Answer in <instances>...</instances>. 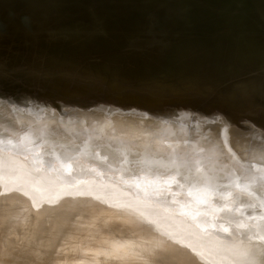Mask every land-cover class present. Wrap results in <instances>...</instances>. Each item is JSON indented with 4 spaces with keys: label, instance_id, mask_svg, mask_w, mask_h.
I'll return each mask as SVG.
<instances>
[{
    "label": "bare ground",
    "instance_id": "1",
    "mask_svg": "<svg viewBox=\"0 0 264 264\" xmlns=\"http://www.w3.org/2000/svg\"><path fill=\"white\" fill-rule=\"evenodd\" d=\"M77 1V0H76ZM136 1H138V0H136ZM140 1V0H139ZM218 1H221V0H218ZM227 1V0H226ZM231 1V0H230ZM249 1V0H248ZM253 1V2H252ZM252 1H250V2H252V3H254V1L255 0H252ZM258 1V0H257ZM69 2H71V1H69ZM178 1H176V3H177ZM193 3H195L194 1H192ZM216 2H217V0H216ZM223 2V1H222ZM232 2V3H231ZM231 2H229V0H228V2L226 3L225 1H224V5H222V4H218L217 3V6L218 5H221L222 6V8H219V11L220 12H217L218 11V9H217V11H216V13L218 14L217 16H216V18H215V20H216V22H217V20H219V22H218V24L220 25V22L222 23L221 25H223L222 26V28H221V26L220 27H218V25L215 23V24H213L214 22H215V20H214V22H211V24H212V27L214 28V29H212L211 30V32L210 33H213V31L214 30H216L217 31V29L219 28V29H224L225 28V30H224V32H226V28L229 26V23H230V21L232 20L231 18H229L230 19V21L228 22V24L226 23V17H222L224 14V12H225V15H228V14H226V11H223L222 9H223V7H224V10L225 9H229V7H230V5H233V7L231 8V10L229 9V11L230 12H232L233 11V8H234V6L236 5V3H240V0H232ZM246 2V5H247V7H248V5H250V4H248L247 3V1H245ZM256 2V1H255ZM259 2V1H258ZM260 2H261V0H260ZM263 3H264V1H262ZM100 3H103L101 0H100ZM214 3H215V0H214ZM214 3H213V1H212V7H213V5H214ZM231 3V4H230ZM63 4V3H62ZM67 4H69L68 3V1H67ZM67 4H63V5H65L64 7L65 8H67L66 6H68ZM72 4V3H71ZM137 4H139V3H137ZM179 5H177L176 4V8H180V9H182V7H179V6H181L182 5V3H181V5H180V3H178ZM192 4V3H191ZM196 4V3H195ZM200 4V3H199ZM216 4V3H215ZM243 4H244V0H243ZM197 5H198V3H197ZM241 5V4H240ZM240 5H236V7L237 6H240ZM245 5V4H244ZM252 5V4H251ZM253 5H255V4H253ZM257 5V4H256ZM255 5V6H256ZM259 5V4H258ZM72 6V5H71ZM70 6V7H71ZM183 6V5H182ZM189 6L190 5H188L187 6V8L189 9ZM200 6H201V4H200ZM216 5H215V10H216V7H217ZM221 6H219V7H221ZM70 7L68 6V8L70 9ZM197 7V6H196ZM203 7V6H202ZM246 7V8H247ZM255 8L254 6H249V8ZM194 8V7H193ZM193 8H191V10L193 9ZM197 8H199V7H197ZM197 8H195V9H197ZM204 8V7H203ZM203 8L201 9V8H199V9H201V12H200V10L198 9V10H196L195 12L198 14V12L197 11H199V13L201 14V13H203ZM214 8V7H213ZM212 8V9H213ZM218 8V7H217ZM240 9H241V7H239ZM242 8H243V6H242ZM260 8H264V6L262 7H260ZM10 9H12V8H10ZM69 9H67V11L69 10ZM118 9H120V8H116V10H118ZM121 9H122V7H121ZM120 9V11L122 12V10ZM126 9V8H125ZM125 9H124V12L122 13L123 14V16H125L126 14H124L125 13ZM140 8H138V10H139ZM180 9H177L178 11L177 12H179L180 11ZM184 9V8H183ZM188 9H184V11L185 12H180L178 15H177V12H176V16H175V18L178 16V17H182V16H184L183 18H181V19H183V21L185 20V16L187 15L186 13L187 12H189L190 11V14L192 13L191 12V10L189 9V11H188ZM194 9V10H195ZM205 9V8H204ZM235 9V11H236V9L237 8H234ZM257 9V12H258V8H256ZM262 9H259V10H262ZM8 10V9H7ZM61 10H64L63 8L61 9ZM209 10V9H208ZM215 10L213 11V13L215 12ZM241 10H247V9H245V7L243 8V9H241ZM255 10V9H254ZM9 11V13H10V10H8ZM8 11H6L7 13H8ZM12 11H14V9H12ZM11 11V12H12ZM119 11V10H118ZM136 11H137V9H136ZM140 11V10H139ZM182 11V10H181ZM187 11V12H186ZM240 11V10H239ZM249 11V10H248ZM252 11V10H251ZM251 11H249V13L251 12ZM65 12V11H64ZM63 12V13H64ZM112 12H114V11H112ZM116 12V11H115ZM194 12V11H193ZM206 12H208V11H206ZM211 12V11H210ZM234 12V11H233ZM237 12H238V9H237ZM253 12V11H252ZM252 12L250 13V16H249V13H248V15L247 16H249V18L251 17L252 18ZM83 13H85V12H83ZM117 13V12H116ZM181 13H183V14H186V15H182ZM195 13V14H196ZM228 13V12H227ZM239 13V12H238ZM241 14H242V11L240 12ZM244 13H245V11H244ZM254 13V12H253ZM260 13V12H259ZM261 13H263L264 14V10L261 12ZM58 14H60V13H57V17L58 16H61L62 18H63V16H66L65 14H67V13H65L64 15L63 14H61V15H58ZM118 14V13H117ZM128 14V13H127ZM135 14V13H134ZM181 14V15H180ZM189 14V13H188ZM195 14L193 13V15L195 16ZM205 14H207V13H205ZM204 14V15H205ZM222 16H221V15ZM235 14H236V12H235ZM241 14H240V16H241ZM252 14V15H251ZM257 14V13H256ZM262 14V16H264ZM54 15H56V14H54ZM53 15V16H54ZM112 15H113V13H112ZM193 15H189L190 17L191 16H193ZM203 15V14H202ZM209 15V14H208ZM208 15H206V16H208ZM221 16V18H220V16ZM245 15V14H244ZM244 15H243V17H244ZM257 15H259V19L256 21V19L258 18H256L255 19V21L257 22L256 24H253V22H254V20H251V18L249 19H247V18H243L242 16H241V18H243L242 20H244L245 19V23L243 24V26L242 25H240L239 23H241L242 21H241V18H240V16L239 17H237V19L239 20V18H240V20L239 21H241V22H237L239 25H237V28L235 27V23L233 22V21H236L235 19H233L232 20V22L235 24L234 25V27L231 25V23H230V26H232V28H235L237 31H241L240 33H238V34H240V37H238V35H237V33H236V38L234 39V40H232L233 39V37L235 36V33L234 32H232L233 30L235 31V29H232V30H230L231 32H227L228 33V35L231 37V35H233L234 34V36H232V38H231V42H230V40H229V42L230 43H227V45H226V47L223 49L222 48V44H219L218 43V51H217V53H218V56L216 55V50H217V48H215V51L213 52V54L216 56V57H214V55L211 53V51H209L210 52V54H211V56L214 58V60H213V62L208 66L207 64H206V62L204 61V57L202 56V57H199L198 58V60L197 61H194V62H186L185 64H183V67H184V70H181L182 68L180 67V71H181V73H183V72H187L188 70H193V72L191 71H189V73L187 74L186 73V75H187V77L189 78V76L191 75V73H193L191 76V80H189V79H187L186 78V75H185V73L184 74H181V76L183 77V79L182 80H180V78H179V81L180 82H177V83H175V84H167V85H163V84H165V83H162V81H164V80H166L167 79V77L166 76H170V72L173 70V69H168V70H165V71H159V72H156V75L155 76H153L152 78L153 79H155V80H151V82H149L148 80L146 81V84H148V86L145 88V89H143V90H141L142 91V94L140 95V96H138V95H136L135 97H138V99H136V98H133V99H131V101H130V99H128V100H115L114 102H116V105H114V106H119V108L117 107V108H114V106H111L112 108H114V110H116V112H114V110H113V114H114V116H116V118H114V116L111 114V116L113 117H110V118H112V119H115V121H117L116 119H119V118H121V116L122 115H125V114H127L128 116L129 115H131V116H129V117H131V119H128V118H126L125 119V121L123 122V125H119L120 126V130L119 129H112V130H110V131H107L106 133L104 132V130L103 129H101L100 127H97V129L96 130H94L95 129V125H94V127L91 125V124H93V123H95V121H96V119H98V118H96L95 117V113H96V111H95V105L93 104V106L94 107H92V106H90L91 108V110H92V108L94 109V111L92 110V114H93V116L94 117H92V114H90V113H88V112H86V111H88L89 109H87L88 107H86V109L84 110V114H82V112H81V110H82V108L79 110L80 111V113L79 112H77V113H79V115L77 114V116L78 117H80L81 115H84V117L86 118V122L84 121V118H83V121L82 120H80V125L82 124V126L84 125H86V124H83V123H87V125L89 124V122L90 121H92V120H94V122H91V124H89L90 126V129L89 130H94V131H92V134H91V132L89 133L88 131H84V130H86L87 128L86 127H88V126H85V128H82V129H80V127L79 128H77V130H78V134L76 135V133L75 134H73V132H72V134L71 133H68V132H71V131H67V128H65V127H67L69 124H71L70 126H72V127H77V126H80L79 124L77 125V123H79L78 122V120H76L75 122L73 121V120H75V119H73V117H75V116H73V115H75V114H73L72 116V118L70 117V116H66L65 118H68V120L70 119V120H72V122H74V124H72V122L69 120V123H68V120L66 121V119L63 117V116H61L60 117V115L58 116V117H60V118H64V121L65 122H67V124L64 122V121H62L63 122V125H61V129H62V127L64 126V124H65V127L63 128V130L64 129H66L65 130V133H66V135L63 133L64 131L63 130H61V132H62V135L64 134V136H62V135H60L61 134V132H60V128H57V127H59V125L56 127L55 126V128H57V129H59V132L58 131H55V132H57V133H55V132H53L52 131V129H51V126L50 127H48L49 126V124L52 122V120H51V122H48L49 120H47V125H45L46 126V128L48 127V129H45V127L43 126V130L42 131H44V129L45 130H47V131H49V130H51L55 135H57V134H59L58 136H60V137H54L56 140H54V138H53V133H51L50 131V134L48 135L47 133H49V132H47V133H45V131H44V133H45V135H46V139H45V137H41V139L36 135V133H33L34 135H36V136H34V135H32V136H34L33 138L34 139H36V137L37 138H39V140H42L43 141V139H45V140H47L48 138H50V135L52 136V138L51 139H53L54 140V142H55V144L57 143V146H59L57 149H56V151L59 149V151H60V154L61 155H63L64 153H67V154H69L68 156L69 157H72V154L74 153V155H73V157H75L76 155H77V157H78V162H79V154H77V153H79V151L77 152V150L78 149H81L82 150V148H80L81 146L83 147V150L82 151H85V152H91L92 150H89V151H86V150H88L89 149V147H88V143H86V142H90L89 140H87L89 137V135L88 134H91V135H94V136H96L97 135V137L99 136L100 137V140L98 141L101 145H98L97 146V149L94 151V148H96V146H94L95 145V143H94V145L93 144H90L91 146H90V148L92 147V149H93V151H94V153L96 152V153H98L97 152V150H98V148H99V146H101L102 147V149H104V150H102V151H104V152H108L107 150L108 149H119L120 150V148H116V147H119V146H121L122 144H120V142H118V143H116L117 141V139H119L120 137H122V136H125L128 132H129V134H130V139H128V140H126L127 141V143L125 144V146L124 147H126V146H128V147H131V146H138V148H143V149H146V150H144V151H141V154H139L135 159H130L129 157H128V155H123V158H121V160H120V162H121V164H125L127 161H128V163L130 162V166H128L127 165V163L125 164V165H127V166H125L124 165V170L123 169H119V168H122V167H118L120 164L118 163L119 161H117V163L119 164H117V163H115V164H117L118 166H116V167H118V169L116 168H114L115 167V164L113 163V161H112V159H113V156H111V159H110V156L109 155H113V154H111V151H113V153L117 156V155H120L121 153L119 152V150H118V152H114V150H112L111 149V151L109 150V154L107 153V156H109V159H110V161H106L105 162V160H103L105 157H107L105 154L106 153H104V158L102 159L103 161H104V163H109V162H111V163H113L112 165H113V167H106V168H108L107 170H110L111 168L113 169H115V170H118V171H123V173L125 172V174H123V175H127V179H123L124 177H126V176H123L122 175V171L120 172V173H117L118 171H116V173L117 174H119L120 176L122 175V178L120 177V179H119V175L117 176V174L115 175L116 177V179H119L118 181L119 182H113V180L115 179V178H112V179H110L109 177H112L111 175H113V174H111V175H108L107 174V170L105 171V169L106 168H104V166L102 167V168H104V173H102L101 174V177H99L98 175L99 174H97V176H95V177H97V178H99V179H103L104 181H105V179L107 180V178L109 179V180H107V181H105L104 183H102L103 182V180H102V182H100V180H99V182L101 183L100 185L102 186H106V187H111L110 189V191L109 192H107V193H105L106 195H104L103 194V199H101V197H98L99 195H96L97 193H89L88 191H89V189H88V191L87 190H84V189H87V188H89V187H91L93 184H91V183H88L89 181H87L86 180V182H87V185H86V188H82L83 186L85 187V179H83L84 180V182L82 183V182H80V180L78 181V186H79V184H80V186L78 187L77 185V187H76V190L80 193L79 195H77L76 193H77V191H75L74 189H73V187H75V186H73L71 183H65V184H68V187L67 186H65V188L62 186V183H63V181L61 180V179H64V176H70V173H69V171H71V169L69 170H67L68 171V173H69V175H66V174H68L67 172H65V171H63V169L65 168L64 166H67V167H70V166H68V164L66 163V164H64L65 162H68L67 160L69 159V162L68 163H77V161H74V162H72V161H70V159L71 158H68L67 157V159H66V161H65V159H64V161L65 162H60V160H58V161H56L58 164V166H56V167H58L59 168V166H61V168H62V170L61 169H57L56 167V169L60 172V174H61V172H64L65 173V175L63 176V178H61L60 179V177H62L61 175H60V177L59 178H56V177H58L57 175H56V177L55 176H53V179L52 180H54V182H55V184H57V182H58V180H55V179H59V182H58V185L59 186H61V187H63L62 189H65V191H63L62 189H61V191H62V193H64V192H66V190H68L69 191V189L72 191L73 190V193H74V195L72 196H69L72 192H66L65 194H67V198H65V194H60L59 193V191H60V187H59V190H56V191H58V192H56L55 190H54V188H55V185H54V183H52L53 184V187H52V185H51V183H50V186L49 187H51V189H53L55 192H53L49 187H47V189H45L46 188V186H48V185H46V184H49V182H48V178H49V176L52 174H55V172L53 171L54 170V168L52 169V166L51 165H55L56 164V162H54L55 161V159H56V157H55V159H54V161H53V163H50L51 165V168H49L48 167V172H49V169L51 170L52 169V172H54V173H51V172H49L48 174H47V172H46V174H45V176L46 177H44L43 175H44V173L45 172H41V170H43V169H41L40 167H45V165H42V163H40V161L38 160V162L39 163H37V167H39L40 168V174L42 175V177H40L41 175H39V178L38 177H36L37 178V180L39 181V179L40 178H45V179H41L40 181H42L41 182V184L39 183H36V185H34V183H35V181L37 182V180L36 179H33L34 180V183H32L34 186H35V188H36V186L37 185H42V183H43V180H44V182H46L45 184L43 183V187H44V189L46 190H44V189H42L43 187L42 186H40V187H42V188H39V187H37L38 189H40V190H38L37 189V192H41L42 190H44L46 193H48V196H49V194L51 193V191H52V196L53 197H51V196H49L50 198H55L54 196L58 193L59 195H62L61 197H64V199H67V200H70L69 202H68V204H66L67 202H66V200H64L65 201V206L61 203V201L60 200H62L63 198H61V199H59V201L57 202V203H61L63 206H61L62 207V209L61 210H63L62 212H61V210L59 211V213H56L57 211L56 210H59V207L55 210V207L54 206H56L57 204H56V201L55 202H53L54 201V199L52 200V199H49V197L47 196V195H44L45 194V192L44 193H40V194H43L44 195V197H47L46 199H49V201L48 200H44V197H43V199H42V196L40 195V197H41V199H42V201H48L49 202V204H48V206L49 205H51L50 203H51V201H52V203H54V204H56V205H54V206H50V207H47L48 209H49V212L51 213V211L50 210H53V209H50V208H53L54 207V210L56 211H54L56 214L55 215H60V217H62V218H60V220H59V222H58V224H59V226H57V228H55V227H52V231H53V229L55 228L56 229V232L57 231H59V232H63V230L64 231H66L65 230V226H64V224H63V221L64 220H68V219H70V218H74V225L72 226V227H74V226H76V227H74V228H77V225H75V222L77 223V224H79V226H78V228H81V230L80 229H78V230H80L81 231V233L85 230V229H83V227H82V223H84L86 220H87V222H85L84 224H86V223H88V222H90V223H93V226L95 225L94 224V222L96 223V220H97V223L98 224H102V226H99V225H97V223H96V226L95 227H97V229L94 227V229H93V226H92V224H90V223H88V224H90V226L89 225H87L86 224V229L87 228H89L90 227V229H91V226H92V231H94L95 232V230H98L99 228H98V226L100 227V229H101V227H105V225L108 227V225H109V227H111V225L112 224H117V225H119L120 227H123V228H128V229H130V230H137V229H140V231L138 232V231H136V232H134L133 233V237H135L134 236V234L135 233H139L140 235L143 233V232H141V229H143L142 231H145L144 233H146L144 236H143V234H142V236H140L141 238H139V239H134V240H132V239H129V238H125L126 239V241L128 242V239L132 242H129V245L130 244H132L134 247H137V246H135L134 244H136V245H140V247H137L138 249H140L141 251L139 252V253H137L136 251H137V249L135 248V250H134V248H132L133 249V251L134 252H136V253H133V251L132 250H130L131 249V247H132V245L130 246V248H129V250L127 249L128 247H129V245L126 247V245L124 244L125 243V241L122 243L121 241H118L119 239H112L113 237H115L114 235H111L110 233V235H111V237H108L107 239V241H106V239H104V238H102V237H98L99 239H101L102 241H103V239H104V241H103V244H108L109 245V247L107 246V245H105V246H107L108 248H107V250L105 251V249H103V247H105L104 245H103V247H101V245H99L100 247H98V251H100V250H103V251H100V254H102L101 252H104V253H106V254H104V256L106 255L107 257H101V255L99 254V252L98 251H95V250H97V247H95V253L96 254H99L100 255V259L99 260H101L102 262H103V260H106V261H108V260H110V258H111V260L112 259H114L116 262H114L113 260V262L112 263H116V264H135V262H136V264H138L140 261H141V259H142V261L143 262H145L144 260H143V255H144V257L146 256L147 258H148V261L146 260V263L148 264L149 263V258H150V255L152 254V258H151V261L153 262H159V264H161L160 263V261H162V260H157V258L160 256V255H162L163 257H165V259H168V258H170L171 257V254H172V252H175V255H176V257L177 258H180V261H178L179 259H177L176 257H175V255H174V257L172 258H170V262H172V260L174 259V258H176L175 260H173V261H175V262H177L178 261V263H176V264H180L182 261L184 262H182L181 264H214V263H216V264H231V262H235L236 264L237 263H239V264H241L240 262H244V260L246 259V258H248V255H249V253H250V251L252 250V249H254V247L256 248H258V249H260L261 251H262V253L264 254V244L261 246H259L258 245V243L259 244H261L262 242H261V236H262V234H264V108H262V107H260L259 106V104H258V101L261 99V98H263L264 97V86L263 87H260V88H258V89H253L248 95H247V97H246V99H241V98H238V97H235V96H233L232 95V91H231V88H230V86H231V84L229 85V81H230V83H231V77H230V79L231 80H229V77L227 78L226 76L225 77H218V73H219V69L220 68H227V70L230 72L231 70H233V71H235L234 69H235V67L242 61L243 62V59L245 58V57H249V56H251V57H249V58H247V59H244V60H250V59H253V57L252 56H255V49L257 48V46H258V43L260 42L259 40H261V37H262V35L264 34V29L262 28V27H264L263 25V23H264V18H261V22H262V26L260 25V14H257ZM117 16H119V14L118 15H116L114 18H113V20H116L115 21V23L116 22H118L117 20H119L120 18L121 19H123L122 17H117ZM197 16V15H196ZM201 15H199V17H200ZM206 16H203V17H205L206 18V20L209 18V16L208 17H206ZM218 16H219V18H218ZM229 16V15H228ZM227 16V17H228ZM254 16H255V14H254ZM253 16V17H254ZM55 17V16H54ZM57 17H56V19L55 18H53V20L54 21H52L51 22V24H48V29H50L51 31H53V30H56L55 28H53L52 29V27L54 26V24H53V26L51 27V25H52V23H54L55 22V26H56V24H58V26L59 27H62V25L65 23V21H67L66 23L68 24V26L66 25V29H67V27H70L69 26V20H68V18H69V16H68V18H67V16H66V20H64V23L63 22H61L62 21V18L61 17H58V19H57ZM188 17V15L186 16V18ZM199 17L197 16V17H192L193 18V20H194V18H195V21H196V18H198V21H199ZM246 17V16H245ZM256 17V16H255ZM59 18L61 19V20H59ZM112 18H109V20H111V22H112ZM117 18V19H116ZM119 18V19H118ZM189 18V17H188ZM191 18V19H192ZM201 19H202V16L200 17ZM204 18V19H205ZM211 18H213V17H210V20H211ZM222 18H225V20H222ZM125 19V18H124ZM123 19V20H124ZM177 19V18H176ZM175 19V20H176ZM179 19V18H178ZM180 19V21H182ZM190 19V18H189ZM190 19V21L191 22H193L192 20ZM122 20V21H123ZM188 20V19H187ZM205 20V21H206ZM210 20H208V21H210ZM237 20V21H238ZM250 20L251 21H253V22H250ZM58 21V22H57ZM62 23V25H61V23ZM120 21V20H119ZM125 21V20H124ZM179 21V20H178ZM177 20H176V22H178ZM183 21H182V23H183ZM194 21V22H195ZM203 23L205 22V21H203V19L201 20ZM213 21V20H212ZM259 21V22H258ZM57 22V23H56ZM187 22H189V20L187 21ZM191 22H189V25L186 23V20H185V24H183L184 26H185V28H186V24H187V26H189V27H187L186 29H185V31L183 30L184 28H179L181 31H183V35L188 31V33H186V37L188 36V34L190 33V35L189 36H191V35H193L192 33L194 32V31H196V30H194L193 32L189 29L190 28V26L192 25V24H194V23H191ZM223 22H225V23H223ZM120 23V22H119ZM118 23V24H119ZM122 23V22H121ZM175 23V22H174ZM174 23H173V25H174ZM190 23H191V25H190ZM202 23V24H203ZM206 23H207V21H206ZM243 23V22H242ZM241 23V24H242ZM259 23V29H258V26H257V24ZM198 25H199V23H197ZM196 24V22H195V25H197ZM201 23H200V25L199 26H203ZM225 24H226V26H225ZM252 24V25H251ZM50 25V26H49ZM176 25V26H175ZM174 25V27L172 26L171 28H173V29H171V30H173V31H176L177 32V27H179L178 25H182L181 24V22H180V24H179V22H178V24H175ZM207 25V24H206ZM206 25H204V27L206 26ZM213 25H215V26H213ZM217 25V26H216ZM47 26V25H46ZM46 26H45V28H46ZM58 26H57V28H58ZM64 26H65V24H64ZM193 26V25H192ZM225 26V27H224ZM239 26H242V30H239L240 28H238ZM177 29H176V28ZM181 27V26H180ZM193 27H195V26H193ZM193 27H191V28H193ZM203 27V30L205 29H208V31H210V29L212 28V27H210V25L208 26L207 25V27H210V28H204ZM217 29H216V28ZM63 28V27H62ZM62 28L60 29V30H62ZM198 28V27H197ZM201 27H199V31L201 32V34H204V35H202V36H206L207 37V35H209V33H202V31H201V29H200ZM262 28V29H261ZM59 29V28H58ZM56 30V31H59V30ZM170 29H169V31H170ZM174 29H176V30H174ZM178 29V30H179ZM219 29H218V31H219ZM230 29H231V27H230ZM166 30V29H165ZM165 30H163V32L165 31ZM179 30V31H180ZM228 30H229V28H228ZM259 30H261V32H262V34L261 33H259ZM64 31H67V30H64V28H63V30H62V32H64ZM68 31H69V29H68ZM67 31V32H68ZM191 31V32H190ZM207 31V32H208ZM216 31H214V32H216ZM217 31V32H218ZM258 31V32H257ZM60 32V31H59ZM62 32H60V33H62ZM171 32V31H170ZM170 32H168V34L170 33ZM185 32V33H184ZM196 32H198V31H196ZM196 32H194L195 34H194V36H193V39H192V36L190 37V41L189 42H187V44L188 43H190V44H192V42H193V44L192 45H196V46H194V48L195 47H199V46H197L198 45V42H200L201 43V41H195L196 39H198V37H199V39H201V36H200V32H198L197 33V35H196ZM220 32H222L223 33V31H221L220 30ZM236 32V31H235ZM79 33V31L78 32H76L75 33V35H77ZM164 33H167L166 31L164 32ZM182 33V32H181ZM232 33V34H231ZM249 33V34H248ZM195 35H196V38H195V40H194V37H195ZM185 36V35H184ZM198 36V37H197ZM185 37V38H186ZM204 37H202V38H204ZM229 37V38H230ZM247 37V39H245ZM187 38H186V40H187ZM191 39L193 40V41H191ZM202 40V39H201ZM219 40V39H218ZM188 41V40H187ZM185 42V41H184ZM197 42V44H195ZM202 42H203V44L206 42V44H207V42H208V46L210 47V48H212V47H214V45H210L209 44V41H206V39H203L202 40ZM217 42V41H216ZM219 42V41H218ZM4 43V42H3ZM200 43H199V45H200ZM71 44V43H70ZM100 44V42H97V45H99ZM203 44L201 43V48H200V50H198V52L200 53V51L201 50H203L204 49V47H205V45H204V47H202L203 46ZM1 47H3V46H1ZM41 47H43V46H41ZM47 47H49L48 48V50H47V52H48V54L50 55V56H52V57H54V58H57V60H58V58H60L59 59V62L61 61V62H65V63H67V61L66 60H68V61H70L69 63H68V65L71 63V61H73V63H75V61L79 64V66H81V68L83 67V66H85L86 67V69L87 70H89L91 67H92V62L93 61H91L90 60V58L92 57V60H94V61H96L97 62V64L100 66V64H102L101 63V61H100V64L98 63V58H99V60H103V65L105 64V66H103L102 65V67L104 68H106L107 67V65H108V67L106 68V71L108 70V68H109V66H110V64L111 65H113V64H116L117 66L120 64V63H123L124 61H125V63L126 62H128V64H130L131 63V58H133L132 57V55L131 54H134L132 51L133 50H131V49H126V48H117V47H114V48H109V50L108 51H106V52H104L103 53V51H100V50H102L103 49V47L101 46V48H100V46H94V45H92V46H88V45H85V44H81V42H79V44H77L76 46H71V45H67L66 43H61V44H58V45H54V46H47ZM98 47V48H97ZM183 47V46H182ZM185 47V49L187 48V47H189L190 48V46H189V44L187 45V47H186V45L184 46ZM208 47V48H209ZM44 48V47H43ZM203 48V49H202ZM207 48V49H208ZM35 51H38V49H36V48H33ZM45 49H47V48H45ZM100 49V50H99ZM183 50V51H188V48L186 49V50ZM190 49H192V48H190ZM196 49V48H195ZM25 50V49H24ZM31 50V49H30ZM34 50H32V52H35ZM223 50H226V52H224ZM258 50V49H257ZM44 51H46V50H44ZM100 51V52H99ZM186 51V53H192L191 51H193V49L192 50H189L190 52H187ZM204 51V50H203ZM97 52V53H96ZM99 52V53H98ZM194 53L195 52H197L196 50L195 51H193ZM202 52V51H201ZM74 53H75V57L74 56H72V55H74ZM101 53V54H100ZM22 54H23V52H22ZM210 54H209V56H210ZM93 55L95 56V57H98L96 60H95V58H93ZM99 55V56H98ZM130 55H131V57H130ZM201 55V54H200ZM203 55V54H202ZM185 56H187V54L185 55ZM222 56V57H221ZM21 57V56H20ZM72 57H74L75 59L73 60V58ZM191 57V56H190ZM70 58L72 59V60H70ZM206 58L207 57H205V60H206ZM216 58V59H215ZM256 58V57H255ZM62 59V60H61ZM129 60H131L130 62H129ZM256 60V59H255ZM151 61V63H153V62H156L155 60H150ZM256 61H260V60H256ZM15 62V61H14ZM96 62L93 64L94 66H96L97 64H96ZM149 62V61H148ZM257 62V63H258ZM64 63V64H65ZM76 63V64H77ZM119 63V64H118ZM146 64H148L147 62H145ZM182 63H184V62H182ZM261 63V62H260ZM1 64H3L4 65V63H1ZM1 64H0V69H2L1 68ZM13 64V63H12ZM158 64V63H157ZM14 65V67H15V65H16V63H14L13 64ZM19 64L17 63V66L16 67H19L18 66ZM65 65H67V64H65ZM71 66H73L72 65V63L70 64ZM69 65V66H70ZM75 65V64H74ZM89 65H91L90 67H88ZM98 65H97V68L96 69H98ZM116 65H113V67L114 68H118L119 66L121 67V65H119L118 67L116 66ZM125 65V64H124ZM124 65H122L123 66V68H124ZM153 65L154 66H156V63H153ZM153 65L151 66L150 64L148 65L149 66V68H151V67H153ZM208 67H207V66ZM241 64H239V66H240ZM260 65V64H259ZM258 65V66H259ZM5 66V65H4ZM12 66V65H11ZM10 66V67H11ZM70 66V67H71ZM76 67H79L78 65H75ZM72 67V68H76V67ZM130 66V65H129ZM147 66V67H148ZM262 66H264V65H262ZM261 66V67H262ZM8 67V66H7ZM88 67V68H87ZM101 67V66H100ZM100 67H99V69H100ZM111 67V66H110ZM112 67V68H113ZM119 67V68H120ZM125 67H128V66H126L125 65ZM244 67V66H243ZM260 67V68H261ZM4 68H6V66L4 67ZM30 68V67H29ZM80 68V69H81ZM92 68H95V67H92ZM90 69V72H93L94 73V71L96 72V73H94V74H97V72L98 73H101V74H103V72H102V70H100L101 72H99V71H96V69L93 71V69ZM264 68V67H263ZM262 68V69H263ZM10 69V70H9ZM9 69H6V70H9L10 72L12 71V72H14L13 71V69L12 68H9ZM32 69V68H31ZM34 69V68H33ZM110 69V68H109ZM238 69H239V67H238ZM237 69V70H238ZM242 69V68H241ZM262 69H260V70H262ZM5 70V69H4ZM6 70H5V72H6ZM92 70V71H91ZM104 70V69H103ZM119 70H122L121 68L119 69ZM187 70V71H186ZM243 70H245L244 68H243ZM257 71H254V72H247V74H244L243 75V77L242 78H246V77H249L250 75H252V73L254 74H256V72H258L259 70L258 69H256ZM17 71V69L15 68V72ZM25 71V70H24ZM105 71V70H104ZM183 71V72H182ZM227 71V72H228ZM232 71V72H233ZM240 71L241 70H239V73H240ZM250 71V70H249ZM27 72V71H26ZM228 72V73H229ZM242 72V71H241ZM244 72V71H243ZM262 72H263V70H262ZM1 74H2V71L0 72ZM3 73H4V71H3ZM8 73L9 72H6V75H8ZM17 73V72H16ZM22 74H23V72H21ZM89 73V72H88ZM235 73V72H234ZM5 74V73H4ZM10 74V73H9ZM11 74H13V73H11ZM15 74V73H14ZM19 74V73H18ZM230 74V73H229ZM236 74V76L238 75L237 73H235ZM263 75H264V73H262ZM261 74V75H262ZM30 74H28V76H29ZM184 75H185V77H184ZM189 75V76H188ZM225 75V74H224ZM262 75V77H264ZM2 76V75H1ZM9 77H13V75H8ZM24 78H23V80L21 79V82L19 83V85H17V86H15V78H14V80H11L12 78H10L9 79V77H8V81H9V83H11V85L10 84H8V85H6V86H4L3 88H1V89H3V91H1V92H5V93H2L3 94V99L4 100H6V103H5V101H4V105H8L11 109H10V113L13 115V117L17 120V122H19L18 121V119L20 120V122L18 123L19 125L22 123H26L24 120H25V118H29V117H32V115L33 114H36L35 116H37V114H44V113H47L49 110L50 111H53V110H51V109H54V111L56 112V111H58V108L55 106V104L56 103H58V101H60L61 99H60V97L58 98H55L56 100H58V99H60V100H58L57 102H55V104H54V101H53V98H52V96H53V92L52 91H49L48 93H49V98H50V100L48 99H41V96L40 97H38V98H31L29 101H27L26 103H24L22 106L20 105V103L22 102V100H24V99H28V96H30V94H31V92L36 88V86L39 84L38 83V81H37V83H35V79L34 78H31V77H27V76H25V75H22ZM21 76V77H22ZM217 76V77H216ZM232 76V75H231ZM3 77V76H2ZM14 77H15V75H14ZM216 77V78H215ZM4 78H6L7 79V76L5 77L4 76ZM170 78V77H169ZM192 78H194V80L192 79ZM206 78H210L211 80L209 81V83H208V87H203L202 88V86H201V83H203L202 81H204ZM232 78H233V76H232ZM239 77H237V79H238ZM241 78V77H240ZM1 79V81L0 82H2V83H4V82H8V81H2L3 80V78H0ZM5 79V80H6ZM171 79H178V77H175V78H171ZM184 79H186V81L184 80ZM196 79V80H195ZM224 79H226V80H224ZM236 79V78H235ZM247 79V78H246ZM14 81V82H11V81ZM189 80V81H188ZM208 80V79H207ZM257 80V79H256ZM154 81H157V82H154ZM193 82V84L196 86L197 85V88L196 87H194V85L192 86V82ZM188 82L190 83V85H191V87L189 86V84H188ZM196 82V83H195ZM206 82V81H205ZM46 83V82H45ZM157 83H160L161 85H158V86H156V84ZM184 83H186V84H188V85H185V89L186 88H188L189 87V89L190 88H193L192 90H195V88L197 89L196 91H192L191 89V91L189 90V89H186L187 90V92H185L186 90H184V91H182V92H185V94L184 93H182L181 95H180V99H179V97L177 98V101L176 102H173V97L172 96H170L169 94L172 92V93H175V94H173V95H176V92H173L172 91V89H174V88H177L178 86H180V85H182L183 86V84ZM34 84H36L35 85V87H32V86H34ZM1 85V84H0ZM5 85V84H4ZM32 87L33 88V90H31L30 88ZM40 86H38L37 88H36V90L39 88ZM198 87H199V90H198ZM28 90V92H26V93H24L23 91H27ZM183 89H184V87H183ZM233 89V88H232ZM31 90V91H30ZM34 91V93L35 92H37V91ZM201 90V91H200ZM167 91H169V92H167ZM188 91H190L189 93H188ZM198 91H200V93H198ZM0 92V93H1ZM38 92H40V90L38 91ZM195 93L194 95L193 94H191V93ZM22 93H24V95L25 96H23L22 97ZM186 93H188V96H187V94ZM90 93L89 92H87V96L89 95ZM157 94H159V95H161L163 98H166V105L167 106H161V107H159V106H157V105H155L156 103H155V100L156 99H158L157 98ZM183 94H184V96H183ZM189 94H190V96H189ZM32 95H33V93H32ZM31 95V96H32ZM206 95V96H205ZM5 96V97H4ZM34 96V95H33ZM32 96V97H33ZM35 96H37V94L35 95ZM43 97V96H42ZM66 98V97H65ZM65 100V99H64ZM63 100V101H64ZM1 101H2V99H1ZM62 101V100H61ZM66 101V100H65ZM68 101V100H67ZM66 101V102H67ZM88 101V100H87ZM137 101V102H136ZM24 102V101H23ZM66 102H63L62 104H64L65 105V103ZM81 102V101H80ZM82 102H83V100H82ZM82 102L80 103L81 104V107H83V105L84 106H86L85 105V101L83 102V104H82ZM1 103V102H0ZM60 103V102H59ZM68 103V102H67ZM66 103V104H67ZM93 103V102H92ZM124 103V104H123ZM179 103V104H178ZM70 104V103H69ZM86 104H87V102H86ZM118 104H120V105H118ZM59 105V104H58ZM89 105V104H88ZM91 105V104H90ZM103 104H100V105H97V106H100V108L99 107H97V111L99 110V113L101 114V116H100V118L98 119L99 120V122H101L100 120H101V118H102V121L103 120H105L106 118H104L105 116V114L106 113H109V111H111V109L110 108H108V110L106 111V110H103L104 109V106L103 107H101ZM104 105H108V103H104ZM124 105V106H123ZM1 106V105H0ZM66 106V105H65ZM64 106V107H65ZM70 106V105H69ZM69 106H66L67 108L69 107ZM110 106V105H109ZM155 106H157V108L155 107ZM177 106H179V109H178V107ZM8 107V108H9ZM22 107H24L28 112H29V114H27V116H25V114L24 113H22ZM36 107V108H35ZM61 107V108H60ZM62 107H63V105H59V108L60 109H62ZM63 107V108H64ZM122 107H125V108H122ZM156 108L158 111L160 110V112L159 113H161V116L160 117H162L163 115H165V114H167V116H163V124L160 126L159 125V123H157V121L155 122V124L157 123L158 124V126H157V124L155 125V124H153V125H155V126H157L156 128L155 127H153L150 131H148L149 130V125H145V123H141V125H140V128H138L137 129V127H136V120L139 118L138 117V115H140V114H143L142 112L144 111V110H148V112H149V110H150V116L151 117H149V115H147V110L145 111V112H147L146 113V115L144 116V114H145V112H144V114H143V117L145 118L146 116L147 117H149L147 120H148V123L147 124H149L151 121H153L154 120V117H156V111L157 110H153L152 108ZM166 107V108H165ZM2 108H4V106L2 107ZM40 108V109H39ZM85 108V107H84ZM99 108V109H98ZM101 108H103L102 110H101ZM120 108H122L123 110V112L125 111V113H121L120 114V112H119V110H120ZM152 110H151V109ZM154 108V109H155ZM162 110H161V109ZM6 109V108H5ZM3 110V109H2ZM64 110H65V108H64ZM117 110H118V112H119V114L121 115H119V118H117L118 117V114H117ZM63 110H61L60 111V113L62 112ZM103 111H106V113H104V115L102 116V114H103ZM121 111V110H120ZM0 112H1V110H0ZM15 112H17V114H15ZM25 112V111H24ZM55 112H52V113H55ZM6 113V112H5ZM57 113V112H56ZM59 113V111H58V113L57 114H60ZM116 113V114H115ZM1 114V113H0ZM3 114V113H2ZM8 114V113H7ZM51 113L49 112V114H48V116L50 115ZM56 114V115H57ZM81 114V115H80ZM86 114V115H85ZM88 114H90V116H88ZM31 115V116H30ZM55 115V116H56ZM98 115L99 114H97L96 116L98 117ZM127 115H125V116H127ZM110 116V115H109ZM108 116V117H109ZM124 116V117H125ZM45 117H46V114H45ZM87 117H89V118H91L90 120L87 118ZM142 117V116H141ZM1 118V117H0ZM6 118V117H5ZM38 118V117H37ZM37 118H35L36 120H37ZM47 118V117H46ZM49 118H51L50 116H49ZM53 120L56 118H54V114H53ZM59 118V120H62V119H60ZM81 118V117H80ZM80 118H78V119H80ZM81 118V119H82ZM110 118H108V119H106V120H109ZM30 119V118H29ZM28 119V120H29ZM34 119V120H35ZM45 119V118H44ZM87 119H88V121H87ZM121 119H123V118H121ZM15 120V121H16ZM21 120H23L24 122H21ZM27 120V119H26ZM56 120V119H55ZM58 119L56 120V121H54V122H56L57 124H58V122L57 121H59ZM105 120V124L106 123H108L107 121ZM124 120V119H123ZM143 120V119H142ZM4 121H6V120H4ZM40 121V120H39ZM112 121V120H111ZM111 121H110V123H111ZM146 121V120H145ZM144 121V122H145ZM158 121H159V118H158ZM0 122H2L0 125H2L3 126V121L0 119ZM7 123L9 122V121H6ZM6 122H5V124H6ZM35 122V121H34ZM52 123L53 125H55L56 123ZM60 122V121H59ZM62 122H60L61 124H62ZM98 122V123H99ZM139 122V121H138ZM32 123V122H31ZM109 123V124H110ZM5 124H4V127H5ZM10 124V123H9ZM15 124H17V123H15ZM21 124V125H22ZM44 124V123H43ZM51 124V125H52ZM77 126H76V125ZM96 124H97V122H96ZM103 124H104V121H103ZM102 123L101 124H99V126L100 125H103ZM108 124V125H109ZM152 124V123H151ZM18 125V127H16V125H13V126H15L14 127V129H16L17 128V130L19 129V126ZM28 125V124H27ZM27 125H22L23 127H25V126H27ZM34 125H35V123H34ZM38 125V124H37ZM36 125V126H37ZM52 125V128H54V126ZM107 124L105 125L106 127H109ZM111 125V124H110ZM30 126H31V124H30ZM29 126V127H30ZM41 126V125H40ZM39 126V127H40ZM70 126H68V130H69V128H70V130L71 129H74V128H72V127H70ZM98 126V125H97ZM104 126V127H105ZM118 126V127H119ZM3 127V128H4ZM22 127V128H23ZM28 127V126H27ZM29 127H28V129H29ZM88 127V128H89ZM105 127V128H106ZM127 127H129V128H131L130 130H129V128H127ZM1 128V127H0ZM50 128V129H49ZM93 128V129H92ZM98 128H100V129H98ZM114 128V127H113ZM14 129H11V130H14ZM24 129H27L26 127L24 128ZM24 129H22V131H20V133H22L23 132V135L22 136H25L26 135V133L24 134ZM37 129V128H36ZM41 129V128H40ZM76 129V128H75ZM74 129V130H75ZM79 129H80V131H79ZM8 130V129H7ZM30 130H31V127H30ZM33 130V129H32ZM39 130V129H38ZM56 130V129H55ZM74 130H72V131H74ZM77 130L76 131H74V132H77ZM88 130V129H87ZM102 130V131H101ZM136 130V131H135ZM194 131L193 133H192V131ZM212 131L211 133V136L210 135H208V136H206V137H208V138H210L209 140H207V138L206 139H204L205 141L207 140V143L208 144H211L210 142H212V141H214V140H217L218 142H217V145H215V146H212V144H211V147L213 148V149H210L209 147H210V145L208 146L206 143H205V141H204V144L203 143H201V142H203V138H205V137H200L201 138V145L203 144V145H207L208 146V148L209 149H207V147H206V149H207V151L205 152V151H201L202 149H201V145H199L200 143H199V141L197 142V141H194V140H196L195 139V136H194V133H197V132H199V131H201V132H205V131ZM0 131H3V130H1L0 129ZM42 131H40V133L42 132ZM4 132V131H3ZM8 132V133H7ZM12 132H14V131H12ZM12 132H10V130L9 131H6V132H4V133H7L8 135H10V133H12ZM19 132V131H18ZM25 132H26V130H25ZM29 132V131H28ZM33 132V131H32ZM39 132V131H38ZM79 132H80V134H79ZM82 132H88V133H82ZM102 132V133H101ZM190 133V135H192V136H188V135H186L185 133ZM4 133H2V136H1V138L3 139V142H4V140H5V136H4ZM16 133H17V131H16ZM16 133L14 134V133H12L14 136L16 135ZM30 133V138L32 139V141H33V138L31 137V132H29ZM43 133V132H42ZM68 133V134H67ZM105 133V134H104ZM192 133V134H191ZM1 134V133H0ZM11 134V135H12ZM71 134V135H70ZM200 134V132L199 133H197L196 134V138H197V136ZM7 135V136H8ZM20 135V136H21ZM75 135V136H74ZM26 136H28L29 137V134H27ZM42 136H44V134L42 135ZM70 138V140L72 139V140H74L75 141V139H81V141H84L85 142V139L87 140L85 143H82V145H79V143H81L80 141H78L77 142V140L75 141L78 145H79V148L77 149L76 148V146H75V148H74V146H71V144L70 143H72V144H74L75 142H70V140L68 141V137ZM73 136V137H72ZM81 136V137H80ZM127 137H128V135H126ZM8 137H11L12 138V136H8ZM17 138H15V137H13L15 140L16 139H18L19 138V134H18V136H16ZM28 137H23L24 139H22V138H20L18 141H17V144H19L21 141L22 142H24L25 141V138L26 139H28L29 140V138ZM10 138V139H11ZM91 138H92V136H91ZM199 137H198V140L200 139ZM7 140H8V138H6ZM10 139L8 140V142L10 141ZM31 139H30V142H31ZM12 140L13 139H11V142H12ZM15 140H14V143H15ZM21 140V141H20ZM24 140V141H23ZM27 140V141H28ZM44 140V141H45ZM50 140V139H49ZM48 140V141H49ZM53 140H51V143H53ZM58 140V141H57ZM60 140V141H59ZM20 141V142H19ZM35 141V140H34ZM34 141L33 142H31V143H28V144H26V147H27V145L30 147V145L31 144H33L34 143ZM36 141H38V140H36ZM36 141H35V143H36ZM41 141V144L42 143H45V142H47L48 143V141H45V142H42ZM96 141V140H95ZM8 142H5V143H8ZM19 142V143H18ZM40 141H38V145H40L41 146V144L39 143ZM142 142H145L144 144V146H142L141 144H142ZM195 142H196V144H195ZM2 143V141H0V144ZM10 143V142H9ZM9 143H8V145H9ZM13 143V142H12ZM12 143H11V145H12ZM49 143H50V141H49ZM50 143V144H51ZM98 143V144H99ZM21 144V143H20ZM19 144V145H20ZM46 144V143H45ZM49 144V145H50ZM84 144V145H83ZM153 144V145H152ZM214 144V143H213ZM7 145V146H8ZM10 145V146H11ZM24 145H25V142H24ZM23 144H22V150L23 149H25V148H23V147H25ZM34 146L35 145H37V144H33ZM33 145H31V148H32V146ZM38 145L37 146H35V148L36 147H38ZM43 145V144H42ZM47 146H45V145H43V146H45L46 148L48 147V144H46ZM52 146H54V143L53 144H51ZM75 145V144H74ZM96 145H97V143H96ZM196 145H198V146H196ZM0 146H3L2 144L0 145ZM5 146H6V144H5ZM6 146V147H7ZM14 146H15V144H14ZM14 146H13V148H14ZM18 146V145H17ZM33 146V147H34ZM39 146V147H40ZM42 146V147H43ZM52 146H50V147H52ZM56 145H55V148L57 147ZM84 146H85V149H84ZM86 146H87V149H86ZM147 146V147H146ZM149 146V147H148ZM9 147V146H8ZM12 147V146H11ZM38 147V148H39ZM45 147H43V148H40V149H42V151L44 150V148ZM49 147V148H50ZM1 148V147H0ZM3 148H4V146H3ZM15 148H17L16 146H15ZM48 148V149H49ZM54 148V147H53ZM55 148H54V151H55ZM134 148V147H133ZM197 148H199V149H197ZM202 148H205V147H202ZM17 149H19L20 150V148H17ZM27 149V148H26ZM48 149H46V151L44 152V153H46V152H48L49 153V151H51V150H49V151H47ZM52 149V148H51ZM63 150V152H61V150ZM107 149V150H106ZM3 150V149H2ZM4 150H5V148H4ZM6 150H7V148H6ZM10 150H12V148L10 149ZM15 150V149H14ZM30 149H28V151H29ZM33 150V148L31 149V151ZM35 150V149H34ZM33 150V151H34ZM37 150V149H36ZM39 150V149H38ZM37 150V151H38ZM80 150V151H81ZM100 150L101 149H99V152H100ZM142 150V149H141ZM204 150V149H203ZM208 150H210V151H208ZM8 151V153L7 154H9L10 153V155L12 154L9 150H7ZM6 151V152H7ZM16 151V153L13 151V153H15V155L16 154H18V150H15ZM18 151V152H17ZM21 151V150H20ZM25 151V152H24ZM40 151V150H39ZM41 151V152H42ZM52 151H53V149H52ZM51 151V152H52ZM53 151V152H54ZM56 151L54 152L55 154H56ZM59 151H57V153L59 152ZM81 151V153H83V155H84V153L85 152H82ZM102 151H101V153H102ZM115 151H117V150H115ZM3 152V151H2ZM6 152H5V154H6ZM23 152L25 153V155H24V158H25V156H26V153H27V151L26 150H23ZM23 153V154H24ZM33 152H31V153H27V155H29V158H30V156H31V154H32ZM34 153H35V151H34ZM38 153H40V152H38ZM44 153H42V158L40 157H38V158H36V156H39V154H37L36 156H34L35 158V160L36 159H40L41 161L43 160V155H44ZM80 153V154H81ZM101 153L99 154L100 156H101ZM0 154H1V156H2V159L4 160L5 158H3V153H1L0 152ZM7 154L6 155H4V156H7ZM22 153H21V155H23ZM36 154V153H35ZM52 154V153H51ZM51 154H47V155H50L51 156ZM55 154H53V156L55 155ZM60 154H58L59 156H60ZM88 154V153H87ZM87 154H85V156H89V154L87 155ZM134 154V153H133ZM15 155H12L13 156V158H16V159H19L18 158V156L20 155V152H19V154H18V156L16 155V157H15ZM45 156V157H48V156ZM95 155V154H94ZM94 155H92L91 156V154H90V159H92V157L93 158H95L96 159V157H94ZM99 155H98V157H99ZM9 156V155H8ZM40 156H41V154H40ZM67 156V155H66ZM121 156V155H120ZM129 156H130V154H129ZM19 157H21V156H19ZM61 157H63V156H61ZM60 157V158H61ZM65 157V156H64ZM63 157V158H64ZM84 157V156H83ZM82 157V158H83ZM97 157V159H98V162H99V158ZM103 157V154H102V156H101V158ZM7 158H9V157H7ZM11 158V157H10ZM9 158V159H10ZM23 158V157H22ZM32 158V157H31ZM49 159H50V157H48ZM52 159H53V157H51ZM76 158V157H75ZM80 158H81V155H80ZM81 158V159H82ZM108 158V157H107ZM106 158V159H107ZM26 159H27V156H26ZM25 159V160H26ZM46 159V158H45ZM51 159V160H52ZM57 159H59V158H57ZM56 159V160H57ZM87 159V158H86ZM94 159V160H95ZM108 159V160H109ZM139 159V160H138ZM143 159H144V161H143ZM0 160H1V157H0ZM7 159H5L4 161H6ZM13 160H15V159H13ZM28 160H30V159H28ZM27 160V161H28ZM34 160V161H35ZM48 160V159H47ZM72 160H74V158L72 159ZM77 160V159H76ZM82 160H84V159H82ZM81 160V161H82ZM88 161H90V163H91V165H92V168H94L95 167V165H94V163H96V165L98 164L97 163V161L95 162H93V160H92V162H91V160H89V159H87ZM102 160H100V163H101V161ZM147 160V161H146ZM34 161H32L33 163H35ZM37 161V160H36ZM62 161V160H61ZM86 161V160H85ZM88 161H86V163L85 164H87L88 163V165H89V162ZM102 161V162H103ZM115 161V160H114ZM2 161H0V163H1ZM7 162H8V160H7ZM11 162H12V158H11V161H9L8 163H7V165L10 163L11 164ZM14 162V161H13ZM15 162H17L16 160H15ZM19 162H20V159H19ZM18 162V164H20ZM23 162H26V161H23ZM22 161H21V164L23 163ZM31 162V161H30ZM43 162V161H42ZM45 162H46V160H45ZM45 162H43V164L45 163ZM48 162H52V161H50V160H48L47 161V163ZM6 163V162H5ZM47 163H45L46 165H47ZM60 163H61V165H60ZM82 163H84V162H82ZM104 163H103V165H104ZM111 163H109V164H111ZM17 163H15V165L12 163L11 165H8V166H13V167H15L16 168V166L18 165H16ZM26 163H24V165H25ZM38 164H39V166H38ZM40 164L42 165V166H40ZM49 164V163H48ZM73 164H69V165H71L72 167H73ZM85 164H84V166H85ZM26 165H30V164H26ZM32 165V164H31ZM34 165H36V164H34ZM54 165H53V167H54ZM64 165V166H63ZM79 165L81 166L82 164H80L79 163ZM78 164H75V166L76 167H79V169H80V166H79ZM93 165H94V167H93ZM99 165V164H98ZM101 165H102V163L99 165V167L101 168ZM20 166V167H19ZM63 166V167H62ZM74 166V167H75ZM111 166V165H110ZM3 167L5 168L6 166H4V163H3ZM2 167V165L0 164V170H2V172H3V170L5 171V169H1V168H3ZM10 167H8L9 169L8 170H10ZM33 167V166H32ZM32 167H30L31 169H32ZM35 167V166H34ZM33 167V168H34ZM42 167V168H43ZM47 167V166H46ZM45 167V168H46ZM85 167H87V166H85ZM89 167V166H88ZM87 167V168H88ZM18 168H21V165H18ZM18 168H16L17 170H19V172H17V173H20L21 171H20V169H18ZM23 168H26V166L25 167H23ZM36 168V167H35ZM34 168V169H35ZM38 168V169H39ZM45 168H44V170H45ZM82 168V167H81ZM86 168V169H87ZM91 168V171L93 170V171H95L94 169H92ZM100 168H98V169H100ZM101 168V169H102ZM110 168V169H109ZM22 169V168H21ZM27 169V168H26ZM26 169L24 170L25 171V173H26ZM28 169H29V167H28ZM30 169V170H31ZM38 169H36V170H38ZM73 170H78L77 168H72ZM84 169V168H83ZM95 169H97V168H95ZM97 169V170H98ZM100 169V170H101ZM114 169L112 170L113 172H115L114 171ZM7 169H6V171H8ZM14 168H13V170H11L12 171V173H10V174H13L12 175V177L13 178H17L18 177V175H22V177L25 175V173H22V174H18L17 175V173H15L14 172ZM33 170V169H32ZM30 171L31 173H27L26 174V178H27V180H25V181H27V183H28V185L31 183V179H30V181H28L29 180V175L31 176H33V175H35L33 172L35 171V170H33V171ZM65 170H66V168H65ZM81 171H83L82 169H80ZM199 170V171H198ZM5 171V173L3 172H1L2 174H3V177H4V175L6 174H8V172H10V171H8V172H6ZM16 171V170H15ZM23 171V170H22ZM29 171V170H28ZM46 171H47V169H46ZM86 171V170H85ZM89 170H87L86 171V173L88 172ZM111 170H110V172H112ZM127 171H129L128 172V174H127ZM15 173V175H17V176H15L14 175V173ZM74 171H72V173H73ZM77 172H79V171H77ZM98 172V171H97ZM109 172V171H108ZM110 172H109V174H110ZM112 172V173H113ZM133 172V173H132ZM1 173H0V177H2V175H1ZM33 173V174H32ZM35 173H37V172H35ZM74 173H76V172H74ZM83 173V175L84 176H81V177H84L85 178V176H86V173L84 174V171L83 172H81L80 173V175ZM90 174L92 173V172H89ZM101 173V172H100ZM10 174L8 175L9 177H11L10 176ZM56 174H58V173H56ZM89 174V175H90ZM93 174V173H92ZM91 174V175H92ZM108 175V177L107 176H105L106 178L104 179V177H103V175ZM5 175V176H6ZM52 175H51V177H52ZM59 175V174H58ZM74 175V174H73ZM88 175V176H89ZM37 176V175H36ZM47 176H48V178H47ZM87 176V177H88ZM2 177V178H3ZM8 177V178H9ZM22 177H18V178H21V180H22ZM50 177V178H51ZM74 177V176H73ZM75 177H79V175L77 174V176H75ZM94 177V178H95ZM114 177V176H113ZM118 177V178H117ZM137 177H139V178H137ZM148 177V178H147ZM151 177V178H150ZM2 178H1V180L0 181H3L2 180ZM7 177L6 178H3V179H5V180H7L8 179ZM35 178V177H34ZM46 178H47V180H46ZM93 178V180H95ZM154 180H153V179ZM161 178H165L164 180H161ZM24 179H25V177H24ZM67 179V178H66ZM66 179H64V181L66 180ZM77 179V178H76ZM79 179V178H78ZM82 179V178H81ZM149 179H151V180H149ZM166 179L168 180V181H166ZM9 180L11 181L12 180V183H15V184H18V183H20V185L23 183V181L24 180H22V183L20 182V181H18V179H17V181H16V179L14 180V179H11V178H9ZM9 180H7V182L9 181ZM13 180L15 181V182H13ZM46 180V181H45ZM68 180H70V177H69V179ZM72 180H73V178H72ZM71 180V181H72ZM92 180V179H91ZM112 180V181H111ZM154 182H153V181ZM9 181V182H10ZM62 181V182H61ZM70 181V182H71ZM148 181V182H147ZM4 182V181H3ZM3 182H0V183H2V184H4V187H6V185H8L7 184V182L5 183H3ZM53 182V181H52ZM92 182V181H91ZM96 182H97V179H96ZM26 183V182H25ZM25 183H23V187H21V186H19L18 187V185H16L18 188H20V190H21V188H24V184ZM93 183V182H92ZM95 183V182H94ZM6 184V185H5ZM11 184V182L9 183V185ZM14 184V185H15ZM65 184H63V185H65ZM161 184V185H160ZM12 185V184H11ZM10 185V186H11ZM83 185V186H82ZM95 185H97V183L95 184ZM134 185H136L135 187H134ZM147 185V187H152L151 189L152 190H150V188H149V191L147 190V187H145ZM2 186V185H1ZM10 186H8V187H10ZM31 187H33L32 185H30ZM72 187V189L70 188V187ZM97 186H99V184L97 185ZM102 186V187H103ZM104 186V187H105ZM3 187V188H4ZM58 186H56V188H57ZM1 188V187H0ZM2 188V189H3ZM11 188H12V190H11ZM10 188V190L12 191V193L11 192H9V194L11 193V194H17L16 192H15V187L13 188V187H11ZM18 188H16V190L18 189ZM30 188V187H29ZM34 188V189H35ZM48 188L51 190H49V192H47V190H48ZM96 188V187H95ZM146 188V189H145ZM4 189H6V188H4ZM26 189H28V188H26ZM25 189V190H26ZM42 189V190H41ZM58 189V188H57ZM92 189V188H91ZM94 189V188H93ZM100 189V188H99ZM102 190H103V188H101ZM8 190H9V188H8ZM20 190H18V191H20ZM36 190V189H35ZM185 190H186V193H187V191L189 192V193H191V194H185ZM17 191V192H18ZM23 191H24V189H23ZM28 191H29V189H28ZM32 192H33V189L31 190ZM76 193H75V192ZM101 191V190H100ZM127 191H129L128 193H127ZM153 191V192H152ZM22 191H20V193H18L17 194V198H18V200L20 201V202H23V203H25V204H27L28 202H30L31 201V199H27L26 197H25V195H23L22 197H24L23 199H21V197H20V195L19 194H26V193H21ZM31 192V193H32ZM36 192V193H37ZM88 192V193H87ZM93 192V191H92ZM131 192V193H130ZM147 192H152L153 194H150V193H147ZM30 192H29V195L31 194ZM39 193H37V194H39ZM70 193V194H69ZM102 193V192H101ZM154 193H155V195H154ZM10 194V196L9 197H6V198H8L7 200L8 201H11L10 203H12L13 201H14V199L16 198V197H14V196H12ZM28 194V193H27ZM33 194V193H32ZM31 194V195H32ZM55 194V195H54ZM57 194V195H58ZM69 194V195H68ZM91 194V195H90ZM148 194L150 195V197L148 196ZM30 195V196H31ZM51 195V194H50ZM58 195V196H59ZM64 195V196H63ZM94 195V196H93ZM96 195V196H95ZM102 195V194H101ZM11 196L13 197V201L12 200H10L9 198H11ZM30 196H29V198H30ZM39 196V195H38ZM58 196H56V198L58 197ZM20 197V198H19ZM32 197H35V196H33L32 195ZM115 197V198H114ZM116 197H118V201H112L111 203H114L113 205H115V207L116 208H110V205H109V207H108V204H109V202L108 203H106V201L107 200H109V199H116ZM55 198V200H57ZM69 198H71V199H69ZM5 199V198H4ZM27 199V200H26ZM41 199H39V200H41ZM205 199H207V200H211L210 201V203L211 202H214L215 203V201H217L216 202V204H218V205H216V208H218V209H220L219 207H221V205H225L226 203H228V205L230 204V205H232V207H234L233 208V210L235 211H237L238 213H241V214H235L234 216H232V212H230L229 213V211H232V209H229L228 207H226L225 208V210L227 211V214L229 213V215L227 216V214L226 213H220L219 211L220 210H218V209H216V208H214V203H213V207H212V205H209V206H207V204H206V200ZM6 200V201H7ZM25 200V201H24ZM51 200V201H50ZM206 202H205V201ZM5 201V200H4ZM15 201H16V203H18L19 201H17V199H15ZM34 201V200H33ZM33 201H31L30 203H32ZM64 201H63V203H64ZM204 201V202H203ZM219 201L220 202H225V203H221V204H219ZM19 202V203H20ZM45 202H41L42 204H43V206L42 207H45V209L47 210V208H46V206H47V202L45 203ZM156 202V203H155ZM9 203V202H8ZM9 203V204H10ZM13 203H15V202H13ZM15 203V204H16ZM19 203L17 204V205H19ZM21 204L22 206H20V208L21 209H23L22 207H24L23 205L24 204ZM119 204V205H117V204ZM203 203H204V207H206V208H208V209H204V207H202L203 206ZM209 203V204H210ZM5 204H7V202H4V204H2L3 205V207H5L4 205ZM8 204V205H9ZM14 204V205H15ZM29 204V203H28ZM41 204V205H42ZM44 204H46V206L44 205ZM17 205H16V207H17ZM32 205V204H31ZM102 205H103V207H102ZM106 205H107V207H106ZM206 205V206H205ZM227 204L225 205V206H228ZM230 205H229V207H230ZM10 206V205H9ZM28 206V205H27ZM29 206H30V204H29ZM58 206V205H57ZM217 206H219V207H217ZM26 207V206H25ZM112 207V206H111ZM6 209L8 208V206H6L5 207ZM9 208H11V206L9 207ZM8 208V209H9ZM13 208V207H12ZM11 208V210H12V212H14V208H15V206H14V208L12 209ZM18 209H19V207H17ZM39 208H41V206L39 207ZM189 210H188V209ZM222 208V207H221ZM231 208V207H230ZM4 209V208H3ZM17 209V210H18ZM42 209V208H41ZM41 209H40V214L41 213H43L42 211H41ZM45 209H43V211L45 210ZM16 209H15V211H17ZM20 210V209H19ZM184 210H186V212L188 213V211L189 212H192V211H195V213H198V212H200V214L201 215H197L198 217H197V219L195 218V216H193V217H191V218H193V220L191 219V218H189V219H191L195 224H196V220L198 221L199 219L201 220V218H199V216L200 217H204L202 214H204L205 215V217H207V216H210V215H212V218H213V216H216V218H219V219H221V221L220 222H222V223H224L225 221L224 220H226V223L227 224H225V226H227L228 225V223H229V225H231V226H235L236 225V227L234 228V231H232L230 228H228V227H223L224 226V224H220L221 225V227L217 230H215V228H217V227H215L213 230H210V231H213L212 233L214 234V235H212V233L211 232H209L210 233V236H209V233L208 232H206L207 230L209 231V229H211L212 227H213V225H217V224H214V222H212V221H210V223L209 224H211V222L213 223V225H212V227H210L209 226V229H208V224H207V226H201L200 227V224L199 223H202V221L205 219V217L202 219V221H200L199 223H197V224H199L198 225V227H197V224H196V231H195V229L193 228H191V226H193V225H195V224H193V222H191L190 220H186V219H188L187 218V216L188 215H186L187 213L186 212H183ZM192 210V211H191ZM205 210H206V212H205ZM210 210V212H208L209 213V215H206V213H207V211H209ZM5 211V210H4ZM10 211V210H9ZM222 211H224L223 209H222ZM233 211V212H234ZM236 211L234 212V213H236ZM3 212V211H2ZM46 212H48V211H46ZM48 212V213H49ZM48 213H45V211H44V215H48ZM194 213V214H195ZM207 213V214H208ZM233 213V214H234ZM39 214V215H40ZM54 214V213H53ZM68 214V215H67ZM75 215V216H72V215ZM189 214V213H188ZM231 214V215H230ZM44 215H40L39 217H41L42 218V216L44 217ZM65 215H67V216H65ZM191 215V214H190ZM239 215H241L240 216V218H238V216ZM52 216V215H51ZM56 216V217H57ZM70 216H72V217H70ZM186 216V217H185ZM243 216V217H242ZM17 217V216H16ZM19 217V216H18ZM38 217V218H39ZM70 217V218H69ZM184 217V218H183ZM41 218H39V222L38 223H40L41 222ZM59 217H57V219H58ZM180 218H182V220H183V222L182 223H180L182 220L180 219ZM186 218V219H185ZM215 218V220H217ZM224 218V219H223ZM12 219V218H11ZM17 219H19V218H16V220ZM44 219V218H43ZM207 219H208V217H207ZM209 219H211V216H210V218ZM208 219V220H209ZM51 220V219H50ZM49 220V221H50ZM85 220V221H84ZM89 220H91V221H89ZM148 221V220H151V222H150V224L148 223V225H147V223L145 222V221ZM177 220H178V222H177ZM184 220H185V222L187 223H185L184 222ZM195 220V221H194ZM211 220H213V221H215L214 220V218L213 219H211ZM20 221V220H19ZM43 221V220H42ZM173 221V222H172ZM191 223V226H190V224L188 223ZM204 221H206V220H204ZM203 221V223L204 224H206L205 222ZM65 222V224H66V222H69V221H64ZM164 222V223H163ZM207 222V221H206ZM209 222V221H208ZM207 222V223H208ZM217 222H219V221H217ZM216 222V223H217ZM26 223V222H25ZM48 223V222H47ZM53 223H55V222H53ZM57 223V222H56ZM70 223V222H69ZM163 224V227H162V224ZM171 223H173V224H175V229L173 230V229H171V230H173V231H171L172 233H174V234H171V233H167V234H169V235H166V232L168 231V230H170V227H172L171 226ZM63 224V225H62ZM83 224V225H84ZM111 224V225H110ZM160 224H161V226H160ZM165 224L166 225H168V227L167 226H165ZM15 225V224H14ZM50 225V224H49ZM51 225H52V223H51ZM50 225V226H51ZM57 225V224H56ZM55 225V226H56ZM68 223H67V229H71V228H69L68 227ZM72 224H70L69 226H71ZM80 225H81V227H80ZM104 225V226H103ZM147 225V226H146ZM155 226V227H152V226ZM169 225H170V227H169ZM190 227H189V226ZM203 225V224H202ZM218 225H219V223H218ZM228 225V226H229ZM49 226V227H50ZM62 226V227H61ZM64 226V227H63ZM87 226H89V227H87ZM145 226H146V228H145ZM159 226L160 227H162L161 228V231L159 230ZM174 226V225H173ZM246 228L247 230L246 231H248V228L250 229L251 228V226H257V230H254V233H255V235L257 236V237H247L248 239H245V237H244V234L245 233H243V230H244V228ZM59 227H61V228H63L62 229V231L60 230L61 228H59ZM113 227V226H112ZM207 227V228H206ZM223 227V228H222ZM230 227V226H229ZM116 228V227H115ZM144 228H145V230H144ZM169 228V229H168ZM191 228V229H190ZM199 228V230L201 229V230H203V228L205 229V230H203L202 232L201 231H199V230H197ZM228 228V229H227ZM49 229V228H48ZM73 229V228H72ZM82 229H83V231H82ZM90 229H87L85 232H88L87 233V235H90V233H89V231H90ZM99 229V230H100ZM103 230L102 231H105L106 232V227L105 228H102ZM105 229V230H104ZM110 229L111 228H109V231H110ZM117 229V228H116ZM119 229V228H118ZM230 229V230H229ZM233 229V228H232ZM238 229V230H237ZM240 229V230H239ZM77 230V229H76ZM75 230V231H76ZM112 230V229H111ZM147 230V231H146ZM159 230V231H158ZM195 232H194V231ZM79 231V232H80ZM158 231V232H157ZM199 231V232H198ZM230 231V232H229ZM31 232V231H30ZM67 232H69V231H67ZM84 232V233H85ZM94 232H92V235H93V233ZM117 232V231H116ZM121 232V231H120ZM156 233V236H155V233ZM197 232V233H196ZM34 233V232H33ZM53 233H54V231H53ZM58 233V232H57ZM64 233V232H63ZM63 233L61 234V235H63ZM66 233V232H65ZM64 233V234H65ZM102 233V232H101ZM107 233V232H106ZM112 233V232H111ZM152 233H154L153 235H152ZM159 233H161V234H164V235H166V237H164V236H161ZM193 233V234H192ZM199 233V235H200V237H199V235H197L198 237L196 238V239H194L195 238V234H198ZM206 233V234H205ZM207 233H208V235H207ZM247 233L248 232H246V235H247ZM38 234V233H37ZM55 234V233H54ZM76 234V233H75ZM83 234V233H82ZM117 234H120V233H117ZM123 234L124 233H122L121 235H122V237H124L123 236ZM139 234H136V236L138 235V237H139ZM192 234V235H191ZM34 235V234H33ZM67 235V234H66ZM71 235V234H70ZM69 235V238H71L72 240H74V236H73V238L71 237ZM87 235H85V234H83V236L84 237H86L87 238ZM91 235V236H92ZM100 236L99 235V233H98V231H96V236ZM104 235V234H103ZM127 235H129V234H127ZM170 235H173V237H170V238H167L168 236H170ZM190 235V236H189ZM30 236V235H29ZM39 236V235H38ZM56 236H58V235H55V237ZM64 236V235H63ZM91 236H88V238L87 239H89V240H91V242H94L95 240H93V239H95L96 238V236H95V233H94V235L93 236H95V238L94 237H91ZM126 236V235H125ZM191 236L193 237V239L191 238ZM232 236H233V238H236V236L237 237H239V236H243V242L241 243V240L239 241L240 243H238L237 244V246H236V242L234 243V242H232V240L231 239H233L232 238ZM42 237V236H41ZM50 237V236H49ZM61 237V236H60ZM65 237V236H64ZM81 237H82V235H81ZM121 237V236H120ZM131 237V236H130ZM132 237V238H133ZM154 237H156V238H154ZM187 237H190L191 238V240H189ZM46 238H48V234H47V237ZM57 238V237H56ZM67 238H68V236H67ZM84 239V241H83V245L82 246H80V249H82V247H84V246H87V247H89V245H88V242H90V241H88L87 239ZM117 238V237H116ZM136 238V237H135ZM240 238V237H239ZM35 239V238H34ZM52 239L53 238H48V242H50V241H52ZM61 239V238H60ZM77 239V238H76ZM76 239H75V241H76ZM124 239V238H123ZM124 239V240H125ZM154 239V240H153ZM169 239H170V241H169ZM100 240V241H101ZM137 240V241H136ZM45 241H46V239H45ZM58 241V240H57ZM171 242V243H169V242ZM254 241H256V242H258V243H256V242H254ZM90 242V243H91ZM105 242V243H104ZM137 242V243H136ZM53 243V242H52ZM163 243L165 244H167V243H169V244H171L169 247L168 246H166V245H163ZM234 245H233V244ZM65 244V243H64ZM68 244L69 243H66L64 246L66 247H64V249L65 250H63V251H67L68 249V247H70L71 249H70V252H72V248L74 247V246H72V243L70 244L71 246H68ZM94 244V243H93ZM63 245V244H62ZM67 245V246H66ZM161 245H162V247H161ZM168 245V244H167ZM57 246H59V245H57ZM56 246V247H57ZM163 246H165V247H163ZM60 247H62V246H60ZM87 247H85V248H83V250H84V252L85 251H87ZM160 247V248H159ZM75 248V247H74ZM99 248H101V249H99ZM164 248H166V249H164ZM184 248V249H183ZM67 249V250H66ZM86 249V250H85ZM158 249H164V250H166V251H161L163 254H161V252L159 253V251L160 250H158ZM92 250V249H91ZM157 250H158V252H157ZM184 250H187V251H185L184 252ZM78 251H79V249H78ZM107 251L109 252L110 251V255H111V257L109 256V253H107ZM180 251V252H179ZM190 251V252H189ZM197 251V253H196V255L194 254L195 252ZM73 252H77V248H76V250L74 249V251ZM82 253H84L83 251H81ZM81 252H79L81 255H82V253ZM98 252V253H97ZM112 252L115 254H117V255H119L120 256V260L119 259H117L119 256H116V258H113V255H112ZM130 252H132L133 253V255H132V253L130 254ZM156 252L159 254V256H158V254L157 255H153L154 253L156 254ZM252 252V251H251ZM78 253V252H77ZM178 253V254H177ZM80 254H78L79 256H81ZM103 254H102V256H103ZM77 255V254H76ZM99 255H98V257H99ZM114 256V257H115ZM156 257V256H158V257H156V261L154 260V258L153 257ZM110 257V258H109ZM144 258V259H147V258ZM262 257H264V256H262ZM109 258V259H108ZM160 258V257H159ZM103 259V260H102ZM172 259V260H171ZM118 260V261H117ZM138 260H140V261H138ZM164 260V259H163ZM177 260V261H176ZM219 260V261H218ZM152 262L151 263H149V264H152ZM164 262V261H163ZM162 262V263H163ZM166 262H167V260H166ZM217 262H219V263H217ZM86 263V262H85ZM85 263H83V264H85ZM165 263V262H164ZM163 263V264H164ZM168 263V262H167ZM167 263H165V264H167ZM88 264V263H87ZM104 264V263H103ZM140 264V263H139ZM143 264V263H142ZM145 264V263H144ZM153 264H155V263H153ZM157 264V263H156ZM169 264V263H168ZM171 264V263H170ZM174 264V263H173ZM243 264V263H242Z\"/></svg>",
    "mask_w": 264,
    "mask_h": 264
},
{
    "label": "rangeland",
    "instance_id": "2",
    "mask_svg": "<svg viewBox=\"0 0 264 264\" xmlns=\"http://www.w3.org/2000/svg\"><path fill=\"white\" fill-rule=\"evenodd\" d=\"M67 1H68V3L69 4H67ZM69 1H71V2H69ZM103 3H100V0H0V64L1 63H4V65L6 66V68H4L5 66L3 65V64H1V68L2 69H0V72L2 71V74L0 73V78H3V82L4 81H8V75H13V77H9V79L10 78H12L11 80H14V78H15V82L14 81H11V82H14L15 83V86H17V85H19V83L21 82V79L23 80V76L22 75H25V76H27V77H31V78H34L35 79V83H37V81H38V85L36 86V88L38 87V86H40L37 90H36V88L33 90V88L32 87H35V85L36 84H34V86H32L30 89L31 90H33L32 92H31V94H30V96H28V99H24V100H22V102L20 103V105L22 106L24 103H26L27 101H29L31 98L33 99V98H38V97H40L41 96V99H49L50 100V98H49V91H52L53 92V96H52V98H53V101H54V104H55V102H57L58 100H60L61 98V100L60 101H58V103H56L55 104V106L58 108V111H59V113H60V111L61 110H63L60 114H57L58 113V111H54V109H51V110H53V111H48L47 113H44V114H37V116H35L36 114H33L32 115V117H29V118H25V122L26 123H21L22 125H27L28 127L30 126V124H31V130H30V127H29V129H28V127L27 126H25L27 129H24L25 127H23L21 124L19 125L18 123L20 122V120L18 119V121L19 122H17V120L13 117V115L10 113V107L7 105H4V101H5V103H6V100H4L3 99V94L2 93H5V92H1V91H3V89H1V88H3L4 86H6V85H8V84H10L11 85V83H9V81L6 83V82H4V83H2V82H0V110H1V114H0V119L3 121V123L5 124V122L6 121H9L8 123L6 122V124H5V127H4V124H3V126L2 125H0V129L1 130H3L4 132H6V131H9L10 130V132H12V131H14V132H12V133H16V131H17V133H16V135L14 136L12 133H10V135H8L7 133H4L3 131H0V141H2V145L4 146V148H5V150H4V148H3V146H0L1 148H0V152L1 153H3L4 155H6L7 153H8V151L7 150H9L12 154L10 155V153L9 154H7V156H4L3 155V158H5V159H7L8 160V162L9 161H11V158H12V162H11V164L13 163L14 165H15V163H17L18 164V162H19V159H20V164H18V165H21V168H18V165L16 166V168H18V169H20V173H17V172H19V170H17L15 167H13V166H8V165H11L10 163L7 165V160L6 161H4L3 159H2V156H1V154H0V157H1V160L0 161H2L0 164L2 165V167H3V163H4V166H6L5 168L3 167V168H1V169H5V171H6V169L8 170L9 168L8 167H10V170H8V171H10V172H8V171H6V172H8V174L5 176L4 175V177H3V172L5 173V171L3 170V172H2V170H0L1 172V175H2V177L3 178H8L9 176V174L10 173H12V171L11 170H13V168L16 170H14V172L15 173H17V175L18 174H22V173H25V169H26V173H25V175L22 177V175L20 176V175H18V177H22V180H24L23 181V183H25L24 185V188H21V190H20V188H18L19 186H21V187H23V183H22V180H21V178H13L12 177V175L13 174H10V176L11 177H9V178H11V179H16V181H17V179H18V181H20L22 184L20 185V183H18V184H15V183H12V180L10 181L9 180V178L7 179V180H9L10 182H11V186L9 185V181L7 182V180H5V179H3L2 177H0V180H1V178H2V180L6 183L7 182V184L8 185H6V187H4V184H2V183H0V264H83V263H85V264H116V263H112L113 261L114 262H116L114 259H112L111 260V253H110V251L108 252L107 251V253H109V258H110V260H108V261H106V260H103V262L101 261V260H99L100 259V255H101V257H107L106 255L104 256V254H106V253H104L106 250H107V248L109 247V245L108 244H103V241H104V239H106V241L108 240L107 238L108 237H111V235H114L115 237H111L112 239H119L118 241H121L122 243L125 241V245H126V247L129 245V242H131L129 239H132V240H134V239H139V238H141L140 236H142V234H143V236L146 234V233H144L145 231H142L143 229H141V232H143L141 235L138 233L139 231H140V229H137V230H130V229H128V228H123V227H120L119 225H117V224H110L111 225V227H109V225H108V227L105 225V227L107 228L106 229V232L105 231H102L103 229L102 228H105V227H101V229H100V227L99 226H102V224L100 225V224H98L97 223V220H96V223H97V225H99L98 226V228L100 229H98V230H95V232L94 231H92L93 229H94V227L96 226V223L94 222V226H93V223H90V222H88V223H90V224H92V226H93V229H92V226H91V229H90V224H88V223H86L87 225H89V226H87V227H89V228H87V229H90V231H89V233H90V235H87V233L88 232H85L87 229L85 228L86 227V224H84L85 222H87V220L84 222V223H82V227H83V229H85L84 231H83V229H82V233L83 234H85V235H87V238H88V236H91L92 235V232H94L95 233V236H96V231H98V233H99V235L100 236H96V238H95V236H93L94 235V233H93V235L91 236V237H94L95 239H93V240H95L94 242H91V240H89V239H87L86 237H84L83 236V234L81 233V228H78V226H79V224H77L76 222H75V225H77V228H74V227H76V226H74V227H72L73 225H74V218L72 217V216H75L74 214L72 215V216H70V217H72V218H70V219H66V220H64V221H69V222H66V224H65V222L63 221V224H64V228H65V230L66 231H64L63 230V232L65 233H63V232H59V231H57L56 232V229L55 228H57V226H59V224H58V222H59V220H60V218H62V217H60V215H55L56 213H59V211L62 209V207L61 206H65L66 204H68V202L70 201V200H67V199H64V197H61L62 195H59L58 193V195L56 194H54L55 196V198H56V196H58L56 199L57 200H55V198H50L49 196H51V197H53L52 196V191L53 192H55L56 190H59V187H60V191H59V193L60 194H65L66 192L68 193V192H72L69 196H73L74 195V193H73V190L71 191L70 189H69V191L68 190H66V192H64V193H62V191H61V189L64 187L65 188V186H67L68 187V184L69 183H71L73 186H75V187H73V189L75 190V191H77L76 190V187L78 186V181L80 180V182H84V180L83 179H85V187L83 186L82 188H86V185H87V182H86V180L87 181H89L88 183H91V184H93L91 187H89V188H87V189H84V190H87L88 191V189H89V193H97L96 195H99L98 197H101V199H103V194L104 195H106L105 193H107V192H109L111 189V187L109 188V187H106L105 185V187L103 186H101L100 184V182H102V180L101 179H99V178H97L98 176L99 177H101V174L102 173H104V168H106V167H113V163L115 164V163H117V161H119L118 163L120 164H115V169L117 168L118 169V167H122V168H119V169H123L124 170V165L127 163V165L128 166H130L131 164H130V162L128 163V161L125 163V164H121V162H120V160H121V158H123V155H128V157L130 158V159H135L139 154H141V151H144V150H146V149H143V148H138V146L136 145V146H131V147H128V146H126V147H124L125 146V144L127 143V141L126 140H128V139H130L131 137H130V134H129V132L126 134V135H128V137L125 135V136H122V137H120L119 139H117L116 141V143H118V142H120V144H122L121 146H119V147H116V148H120V150L119 149H115V150H117V151H115L114 149H112V150H114V152H118V150H119V152L121 153L120 155H115L114 153H113V151H111V149H106L108 152H109V150L111 151V154H113V155H109L110 156V159H111V156H113V159H112V161H113V163H111V162H109V163H111V164H109L108 162L107 163H104V161L103 160H105V162L106 161H110V159H109V156H107V153L108 152H104V151H102V150H104V149H102V147L101 146H99V148H98V150H97V152L100 154L101 153V151H102V153H101V156H102V154H103V157L101 158V156L98 154V153H94V151L97 149V146L98 145H101L98 141L100 140V135L97 137V135L96 136H94V135H91L92 134V131H94V130H96L97 129V127H100L101 129H105L104 130V132L106 133L107 131H110V130H114V129H119L120 128V126L119 125H123V122L125 121V119L126 118H128V119H131V117H129V116H131V115H127V114H125V115H127V116H125V115H122L121 113H125V111L123 112L122 110V108H125V107H122V108H120V110H119V112H120V114L122 115H120L119 114V112H118V110H117V114H118V117L117 118H119V115L121 116V118H123V119H121V118H119V119H116L117 121H115V119H112L113 117L111 116V114L114 116V114H113V110H114V108H119V106H114V105H116V102H114L115 100H128V99H130V101H131V99H133V98H136V99H138V97H135L136 95H138V96H140L141 94H142V91L141 90H143V89H145L147 86H148V84H146V81L148 80L149 82H151V80H155V79H153L152 77L153 76H155L156 75V72H159V71H165V70H168V69H173L171 72H170V76H166L167 77V79L166 80H164V81H162V83H165V84H163V85H167V84H175V83H177V82H180L179 81V78H180V80H182L183 79V77L181 76V74H184L185 72H183V73H181V71H180V67L182 68L181 70H184V67H183V64H185L187 61L188 62H194V61H197L198 60V58L199 57H204V61L206 62V64L209 66L212 62H213V60H214V58L211 56V54H210V52L209 51H211V53L213 54V52L215 51V48H217V50L215 51L216 52V55L218 56V53H217V51L219 50L218 49V43L219 44H222V48L224 47H226V45H227V43H230L231 42V38H232V36H234V34L233 35H231V37L228 35V33L227 32H231L230 30H232V29H235V28H232V26L234 27V25H235V27L237 28V25H242L243 26V24L245 23L244 21H245V19L244 20H242L243 18H249V16H250V13L252 12V18H251V20H254V22L253 21H251L250 20V22H253V24H256L257 22V20L259 19V15H257V14H260V22H261V18H264V16H262V14L263 13H261L263 10H264V8L262 9V8H260L261 6L263 7L264 6V3L262 2V1H264V0H261V2H260V0H255L254 1V3H252L253 1L252 0H244V4H243V0H240V3H236V5L238 4V5H240V6H237L236 7V5L234 6V8H237L238 9V12H237V9H236V11H235V9L233 8V11L232 12H230L229 11V9L231 10V8L233 7V5H230V7H229V9H225L224 10V7H223V11H226V14H228V15H225V12L221 15L222 17H226V20H225V18H222V20H225L226 21V23L228 24V22L230 21V19L229 18H231L232 20L233 19H235L236 21H233L232 22V20L230 21V23H231V25L232 26H230V23H229V26L226 28V32H224V30H225V28L224 29H219L218 27H220L221 26V28H222V26L224 25H221L222 23L220 22V25L218 24V22H219V20H217V22H216V20H215V18H216V16L219 14H217L216 13V11H217V9H218V11L217 12H220L219 11V8H222V6L221 5H218L217 6V3L218 4H222V5H224V1L227 3L228 2V0L226 1V0H221V1H218L217 0V2H216V0H215V3H214V0H196L197 2H198V5H197V2L196 1H194L195 3H193V2H191L190 4L189 3H186V2H180L179 0H178V2L176 3V1L177 0H138V1H136V0H101ZM212 1H213V3H214V5H213V7H212ZM223 1V2H222ZM232 1V0H231ZM230 0H229V2H231ZM245 1H247V3L248 4H250V5H248V7H247V5H246V2ZM250 1H252V2H250ZM65 3V4H67L69 7H70V9L68 8V6H66L67 8H65L64 6L65 5H63V4ZM72 3V4H71ZM137 3H139V4H137ZM178 3H180V5H181V3H182V5L181 6H179V7H182V9H180V8H176V4L177 5H179ZM201 4V6H200V4ZM232 3V2H231ZM230 3V4H231ZM252 4V5H251ZM253 4H257L256 6L255 5H253ZM259 4V5H258ZM188 5H190L189 6V9L191 10V8H193L192 10H191V14H190V11H189V9L187 8V6ZM215 5L218 7H216V10H215ZM199 7V8H203V13H199V11H197L198 12V14L195 12L196 10H198L199 8H197V7ZM203 6V7H202ZM219 6H221V7H219ZM242 6H243V8L245 7V9H247V10H241V9H243L242 8ZM249 6H254L255 8H249ZM121 7H122V9H121ZM239 7H241V9L239 8ZM247 7V8H246ZM10 8H12V9H14V11H12V9H10ZM64 9V10H61V9ZM116 8H120L121 10H122V12L120 11V9H118V10H116ZM126 8V9H125ZM138 8H140L139 10H138ZM186 10V9H188V11L189 12H187L186 14L188 15V17L191 19L192 17H199V15H201L202 16V19H203V21H205L206 20V18L205 17H203V16H206V15H208L209 16V18L206 20L207 21V23H206V21L203 23L201 20V16L199 17V21H198V18H196V21H195V18H194V20H193V18L191 19L193 22H191L190 21V19L187 17L186 18V14H183V13H181L182 15H186L185 16V20H186V23L189 25V22H191V23H194V24H192L193 26H195V27H193L192 25H191V23H190V30L193 32L194 30H196V31H198V32H200L199 31V27H201L200 29H201V31H202V33H209V35H207V37L205 36H202V35H204V34H201V32L199 33L200 34V36H201V39L203 40V39H206V41H209V44L211 45H214V47H212V48H210L209 46H208V42H207V44H206V42L203 44V42H202V40L201 39H199V37H198V39H196L195 40V38H196V35H197V33L198 32H196V31H194V32H196V35H195V37H194V40L195 41H201V43L203 44V46L202 47H204V45H205V47H204V51L203 50H201L200 51V53L198 52V50H200V48H201V43L200 42H198V45L197 46H199V47H195L194 48V46H196V45H192L193 44V42H192V44H190V43H188L189 44V46H190V48H192L193 49V51H197V52H193V51H191L192 53H186V49L188 48V51L187 52H190L189 50H192V49H190L189 47H187V42H189L190 40V37L192 36V39H193V36H194V32L192 33L193 35H191V36H189L190 35V33L188 34V38L186 37V33H188V31L183 35V31H181L180 29L181 28H184L183 30L185 31V29L187 28V27H189V26H187V24H186V28H185V26L183 25V24H185V20L183 21V17L184 16H182V17H178L179 15V13L180 12H185L184 11V9ZM195 8H197V9H195ZM213 8V9H212ZM226 8V7H225ZM256 8H258V12H257V9ZM10 10V13H9V11L8 10ZM67 9H69L68 11H67ZM124 9H125V13L124 14H126L125 16H123V12H124ZM136 9H137V11H136ZM177 9H180V11L179 12H177L178 10ZM195 9V10H194ZM201 9H199L200 10V12H201ZM209 9V10H208ZM255 9V10H254ZM259 9H262V10H259ZM182 10V11H181ZM215 10V12L213 13V11ZM240 10V11H239ZM251 11L250 13H249V11ZM6 11H8V13L6 12ZM12 11V12H11ZM65 11V12H64ZM112 11H114V12H112ZM119 14V16L120 17H122L123 19H121L119 16H117V17H119L118 19L120 20H117L118 22H116L115 23V21L116 20H113V18L116 16V15H118L116 12ZM194 11V12H193ZM206 11H208V12H206ZM211 11V12H210ZM242 11V14L240 13ZM244 11H245V13H244ZM64 12V13H63ZM83 12H85V13H83ZM176 12H177V19L175 18V16H176ZM228 12V13H227ZM235 12H236V14H235ZM260 12V13H259ZM57 13H60V14H58V15H61V14H65V13H67V14H65L66 16H67V18H68V16H69V18H68V22H69V26L70 27H67V29H66V25L68 26V24L66 23L67 21H65V23H64V20H66L65 18H66V16H63V18L61 17V16H58V17H61L62 18V21L61 22H63L64 24H65V26H64V24L62 25V23H61V25H62V27L64 28V30H67L68 31V29H69V31L67 32V31H64V32H62V30H63V28L62 27H59L58 26V24H56V26H55V22L54 23H52V25H51V27L53 26V24H54V26L52 27V29L53 28H55L56 30L58 29L60 32H62V33H60L59 31H56V30H53V31H51L50 29H48L49 27H48V24H51V22L52 21H54L55 19H56V17H57ZM112 13H113V15H112ZM128 13V14H127ZM135 13V14H134ZM189 13V14H188ZM193 13L195 14V16L193 15ZM205 13H207V14H205ZM248 13H249V16H247L248 15ZM257 13V14H256ZM54 14H56V15H54ZM180 14V15H181ZM203 14V15H202ZM205 14V15H204ZM240 14H241V16L243 17V15H244V17L243 18H241V16H240ZM254 14H255V16H254ZM55 17H54V16ZM189 15H193V16H189ZM197 15V16H196ZM219 15V16H220ZM264 15V14H263ZM208 16H206V17H208ZM219 16H218V18H219ZM221 16H220V18H221ZM228 16V17H227ZM240 16V18H241V21L243 22H241V21H239L240 20V18H239V20L237 19V17H239ZM246 16V17H245ZM254 16V17H253ZM58 17H57V19H58ZM113 17V18H112ZM210 17H213V18H211V20H210ZM258 17V18H257ZM53 18H55L54 20H53ZM109 18H112V22H111V20H109ZM179 18V19H178ZM181 18H183V19H181ZM205 18V19H204ZM249 18V19H250ZM257 18V19H256ZM117 19V18H116ZM179 22V24H180V22H181V24L182 25H178L179 27H175L176 29H177V32L176 31H173V30H171V29H173V28H171L172 26L174 27V25L175 24H178V22H176V20ZM180 19L183 21V23H182V21H180ZM189 20V22H187L188 20ZM217 19V18H216ZM255 19H256V21H255ZM59 20H61L60 18H59ZM123 20V21H122ZM208 20H210V21H208ZM213 20V21H212ZM214 20H215V22H214ZM229 20V21H228ZM238 20V21H237ZM56 21V20H55ZM196 22V24L197 23H199V25H200V23L202 24H204V25H210V27H212V24H211V22H214L213 24H217L218 25V29H219V31H218V29H217V31L216 30H214V31H216V32H214L213 31V33H210L211 32V30L212 29H214L213 27L210 29V31H208V29H204L203 30V27H204V25L203 26H199L198 24L197 25H195V22ZM258 21V22H259ZM58 22V21H57ZM56 22V23H57ZM120 22V23H119ZM122 22V23H121ZM175 22V23H174ZM237 22H241V23H237ZM119 23V24H118ZM173 23H174V25H173ZM223 23H225V22H223ZM262 24V22L260 23V25ZM264 24V23H263ZM262 24V25H263ZM47 25V26H46ZM207 25L205 26L206 28H210V27H207ZM216 25V26H217ZM252 25V24H251ZM261 25V26H262ZM45 26H46V28H45ZM50 26V25H49ZM57 26H58V28H57ZM176 26V25H175ZM181 26V27H180ZM213 26H215V25H213ZM225 26H226V24H225ZM224 26V27H225ZM242 26H239L238 28H240L239 30H242L241 28H242ZM257 26H258V29L261 27H259V23L257 24ZM264 26V25H263ZM48 27V28H47ZM191 27H193V28H191ZM198 27V28H197ZM204 27V28H205ZM230 27H231V29H230ZM62 28V30H60ZM171 28V29H170ZM228 28H229V30H228ZM263 29H264V27H262ZM261 28V29H262ZM166 29V30H165ZM169 29H170V31H169ZM176 29H174V30H176ZM194 29V30H193ZM163 30H165L167 33H164L163 32ZM187 30V29H186ZM220 30L221 31H223V33L222 32H220ZM238 30V29H237ZM236 29H235V31L233 30L232 32H234L235 33V36L233 37V39L232 40H234L235 38H236V33L238 32V33H240L241 31H237ZM79 31V33L77 34V35H75V33L76 32H78ZM190 31V32H191ZM208 31V32H207ZM168 32H170L169 34H168ZM182 32V33H181ZM258 32V31H257ZM237 33V35H238V37H240V34H238ZM259 33H261L262 34V32H261V30H259ZM232 34V33H231ZM249 34V33H248ZM187 38V40H186V38ZM202 37H204V38H202ZM230 37V38H229ZM191 39V41H193ZM219 39V40H218ZM245 39H247V37L245 38ZM229 40H230V42H229ZM185 41V42H184ZM217 41V42H216ZM219 41V42H218ZM260 42L258 43V46H257V48L255 49V56H252L253 57V59H250V60H244V59H247V58H249V57H251V56H249V57H245L244 59H243V62L241 61L239 64H241L240 66H239V64L235 67V71H233V70H231L230 72L227 70V68H220L219 69V73H218V77H229V80H231V83H230V81H229V85L231 84V86H230V88H231V93H232V95L233 96H235V97H238V98H241V99H246V97H247V95L253 90V89H258V88H260V87H263L264 86V77H262V73H264V66H262V65H264V34L262 35V37H261V40H259ZM4 42V43H3ZM79 42H81V44H85V45H88V46H92V45H94V46H100V48H101V46L103 47V49L102 50H100V51H103V53L104 52H106V51H108L109 50V48H114V47H119V48H126V49H131V50H133L132 52L134 53V54H131L132 55V57L133 58H131V60H129V62L131 61V63L130 64H128V62H126L125 63V61L123 62V63H118L119 65H126V66H128V67H125V65H124V68H123V66L121 65V69L122 70H119L120 68L116 65V64H113V65H116L118 68H114L113 67V65H111L110 64V66H109V68H108V70L106 71V68L108 67V65H107V67L105 68H103L102 67V65H103V60H99V58L98 57H95L94 55H93V58H95V60L98 58V63L100 64V61H101V63L102 64H100V66L97 64V60L96 61H94V60H92V57L90 58V60L91 61H93L94 63L96 62V64L98 65V69H96L97 68V65L96 66H94L93 64V62L91 63L92 64V67H95V68H92L93 69V71L96 69V71H99V72H101L100 70H102V72H103V74H101V73H98L97 72V74H94V73H96L95 71H94V73L93 72H90V69L89 70H87L86 69V67L85 66H83L82 68H81V66H79V64L75 61V63H73V61H71V63H72V65L73 66H71L70 64V66L68 65V63L70 62V61H68V60H66L67 61V63H65V62H59V59L60 58H58V60H57V58H54V57H52V56H50L49 54H48V52H47V50H48V48L49 47H47V46H54V45H58V44H61V43H66L67 45H71V46H76L77 44H79ZM97 42H100V44L99 45H97ZM197 42L195 43V44H197ZM71 43V44H70ZM199 43H200V45H199ZM186 45V49H185V46ZM1 46H3V47H1ZM41 46H43V47H41ZM183 46V47H182ZM209 47V48H208ZM33 48H36V49H38V51H35ZM45 48H47V49H45ZM98 48V47H97ZM208 48V49H207ZM223 48V49H224ZM25 49V50H24ZM31 49V50H30ZM186 50V51H183V50ZM198 49V50H197ZM258 49V50H257ZM32 50H34L35 52H32ZM44 50H46V51H44ZM99 51V52H100ZM224 52H226V50H223ZM22 52H23V54H22ZM98 52V53H99ZM97 53V52H96ZM101 54V53H100ZM187 54V56H185ZM201 54V55H200ZM203 54V55H202ZM209 54H210V56H209ZM131 55H130V57H131ZM214 55V54H213ZM21 56V57H20ZM72 56H74L75 57V53H74V55H72ZM99 56V55H98ZM191 56V57H190ZM74 57H72L73 58V60L76 58H74ZM205 57H207L206 58V60H205ZM214 57H216L215 55H214ZM222 57V56H221ZM256 57V58H255ZM155 60L156 62H153V63H156V66H154L153 65V63H151V61L150 60ZM216 59V58H215ZM260 60L259 62L258 61H256V60ZM62 60V59H61ZM70 60H72L71 58H70ZM76 60V59H75ZM15 61V62H14ZM149 61V62H148ZM145 62H147L148 64H146ZM182 62H184V63H182ZM258 62V63H257ZM261 62V63H260ZM14 63H16V65H15V67H14V65L13 64ZM17 63L19 64L18 66L19 67H16L17 66ZM67 64V65H65V64ZM77 63V64H76ZM158 63V64H157ZM78 65L79 67H76L75 65ZM153 65V67H151V68H149V66L148 65ZM260 64V65H259ZM12 65V66H11ZM130 65V66H129ZM206 65V66H207ZM259 65V66H258ZM8 66V67H7ZM11 66V67H10ZM76 67V68H72V67ZM88 66V65H87ZM91 65H89L88 67H90ZM103 66H105V64L103 65ZM148 66V67H147ZM207 66V67H208ZM244 66V67H243ZM262 66V67H261ZM30 67V68H29ZM87 67V68H88ZM99 67H100V69H99ZM113 67V68H112ZM238 67H239V69H238ZM261 67V68H260ZM9 68H12L13 69V71L14 72H10L9 70ZM15 68L17 69V73L15 72ZM32 68V69H31ZM34 68V69H33ZM81 68V69H80ZM242 68V69H241ZM243 68L245 69V70H243ZM263 68V69H262ZM6 69H9V70H6V72H9L8 73V75H6V72H5V70ZM105 71H104V70ZM238 69V70H237ZM256 69H258L259 71L258 72H256V74L254 73H252V75H250L249 77H246V78H242L243 77V75L244 74H247V72H254V71H257ZM260 69H262L263 70V72H262V70H260ZM25 70V71H24ZM239 70H241L240 71V73H239ZM250 70V71H249ZM3 71H4V73H3ZM27 71V72H26ZM92 71V70H91ZM187 71V70H186ZM189 71L191 72H193V70H188L186 73L188 74L189 73ZM230 73H228V72ZM233 71V72H232ZM244 71V72H243ZM21 72H23V74L21 73ZM89 72V73H88ZM237 73L238 75L236 76V74L235 73ZM11 73H13V74H11ZM15 73V74H14ZM19 73V74H18ZM186 73H185V75H186ZM28 74H30L29 76H28ZM190 74V73H189ZM193 73H191V75H192ZM225 74V75H224ZM262 74V75H261ZM3 77H2V76ZM14 75H15V77H14ZM185 75H184V77H185ZM189 76V78L187 77V75H186V78L187 79H189V80H191V77L192 76ZM233 76V78H232V76ZM4 76L6 77L7 76V79L6 78H4ZM22 76V77H21ZM264 76V75H263ZM170 77V78H169ZM175 77H178V79H171V78H175ZM217 77V76H216ZM215 77V78H216ZM230 77H231V79H230ZM237 77H239L238 79H237ZM241 77V78H240ZM236 78V79H235ZM6 79V80H5ZM193 80H194V78H192ZM208 79V80H207ZM257 79V80H256ZM37 80V81H36ZM185 81H186V79H184ZM188 80V81H189ZM196 80V79H195ZM211 79L210 78H206L204 81H202L203 83H201V86H202V88L203 87H208V83H209V81H210ZM224 80H226V79H224ZM0 81H1V79H0ZM206 81V82H205ZM46 82V83H45ZM154 82H157V81H154ZM192 82V81H191ZM196 83V82H195ZM5 84V85H4ZM188 84H189V86L191 87V85H190V83L188 82ZM188 84H186V83H184L183 84V86L182 85H180V86H178L177 88H174V89H172V91L173 92H176V95H173V94H175V93H170L169 95L170 96H172L173 98V102H176L177 101V98L179 97V99H180V95L182 94V93H184L185 94V92H187V90L186 89H189V87L188 88H186L185 89V85H188ZM192 84V86L194 85L193 84V82L191 83ZM158 85H161L160 83H157L156 84V86H158ZM183 87H184V89H183ZM194 87H196L197 88V85L195 86L194 85ZM195 88V90H192L193 88H190L192 91H196L197 89ZM233 88V89H232ZM189 89V90H190ZM27 90V89H26ZM30 90V91H31ZM37 91V92H35L34 93V91ZM40 90V92H38ZM184 90H186L185 92H182V91H184ZM190 90V91H191ZM198 90H199V87H198ZM190 91H188V93L190 92ZM201 91V90H200ZM200 91H198V93H200ZM24 93H26V92H28V90L27 91H23ZM87 92H89L90 94L87 96ZM167 92H169V91H167ZM197 92V91H196ZM195 92V93H196ZM24 93H22V97L23 96H25L24 95ZM32 93H33V95H32ZM188 93H186L187 94V96H188ZM194 92L193 93H191V94H195ZM37 94V96H35ZM184 94H183V96H184ZM197 94V93H196ZM195 94V95H196ZM33 97H32V96ZM43 96V97H42ZM157 96V98L158 99H156L155 100V105H157V106H159V107H163V106H167L166 105V98H163L161 95H159V94H157L156 95ZM182 96V95H181ZM189 96H190V94H189ZM206 96V95H205ZM5 97V96H4ZM59 98L60 97V99H58V100H56L55 98ZM66 97V98H65ZM128 98V99H127ZM1 99H2V101H1ZM68 102H66L65 100ZM64 100V101H63ZM82 100H83V102L85 103V105L86 106H84L83 105V107H81V102H82ZM88 100V101H87ZM24 101V102H23ZM81 101V102H80ZM60 102V103H59ZM63 102H66L65 103V105L66 106H69L68 108L64 105V104H62ZM83 102H82V104H83ZM86 102H87V104H86ZM93 102V103H92ZM137 102V101H136ZM178 102V101H177ZM70 103V104H69ZM104 103H108V105H104ZM61 104V105H63V107L65 108V110H64V108L62 107V109H60L59 108V105ZM89 104V105H88ZM91 104V105H90ZM93 104L95 105V111H96V115L97 114H99L98 115V117L95 115V117L96 118H100V116H101V112L99 113V110L97 111V107H99L100 108V106H97V105H100V104H103L101 107H103L104 106V109L103 108H101V110L103 109V110H108V108H112L111 106H114V108H112L111 109V111H109V113H106V111H103V114H102V116L104 115V113H106L104 116V118H106V119H108V118H110V117H112V118H110L109 120H106L108 123H106L107 125L110 123V121H111V125L109 124L108 126L109 127H106L105 125V120H103L104 121V124H103V121H102V118H101V122H99V120L98 119H96V121H95V123H93V124H91V122H94V120H92L93 118L92 117H94L93 116V114L91 113L92 112V110L94 111V109L92 108V110L90 109L91 107L90 106H92V107H94L93 106ZM124 104V103H123ZM179 104V103H178ZM258 104H259V106L260 107H262V108H264V97L263 98H261L259 101H258ZM110 105V106H109ZM118 105H120V104H118ZM4 106V108H2ZM107 108H106V107ZM124 106V105H123ZM157 106H155L156 108H157ZM9 107V108H8ZM85 107V108H84ZM86 107H88L87 109H89L88 111H86V112H88V113H90V114H92V119L91 118H89V117H87L89 120L91 119L92 121H90L89 122V124H91L93 127H94V125H95V129L94 130H89L90 129V125L88 124L87 125V123H83V124H86L85 126H88V127H86L85 128V126L83 125L82 126V124L80 125V120H82L83 121V118H84V121L86 120V118L84 117V115H81L80 117L82 118H80V117H78L77 116V114L79 115V113H80V109L82 108V110H81V112H82V114H84V110L86 109ZM154 107V108H155ZM178 107V109H179V106H177ZM6 108V109H5ZM36 108V107H35ZM80 108V109H79ZM98 108V109H99ZM106 108V109H105ZM154 108H152L154 111L155 110H157L156 108L154 109ZM164 108V107H163ZM162 108V109H163ZM166 108V107H165ZM3 109V110H2ZM40 109V108H39ZM84 109V110H83ZM86 109V110H87ZM151 109V108H150ZM151 109V110H152ZM161 109V108H160ZM161 109V110H162ZM147 110V109H146ZM146 110H144L142 113L144 114V112L146 111ZM25 111V112H24ZM29 111V110H28ZM24 107H22V113H24L25 114V116H27V114H29V112H28ZM94 111V112H95ZM6 112V113H5ZM49 112L51 113L49 116L51 117V118H49V116H48V114H49ZM52 112H55V113H52ZM77 112H79V113H77ZM114 112H116V110H114ZM147 112H148V110H147ZM147 112H145V114H144V116L146 115V113ZM149 112H150V110H149ZM147 113V115H149L150 113ZM160 112V110L158 111H156V117H154V120L153 121H151L149 124H147L148 123V118L149 117H151L150 115H149V117H143V114H140V115H138V119L136 120V127H137V129L138 128H140V125H141V123H145V125H149V130L148 131H150L153 127H157L158 126V124L157 123H159V125L161 126L162 124H163V116H167V114H165V115H163L162 117H160L161 116V113H159ZM3 113V114H2ZM8 113V114H7ZM15 114H17V112H15ZM45 114H46V117H45ZM53 114H54V118L57 120H59V118L61 117V116H63L64 118L67 116H70L71 118L73 117V116H75V117H73V119H75V120H73L74 122L76 121V120H78V122L79 123H77V125L79 124L80 126H77L76 124V126L77 127H72V126H70L71 124H69L68 126H70V127H72V128H76L75 130L74 129H71L70 130V128H69V130H68V126L67 127H65V124H64V126L62 127V129H61V125H63V122L62 121H64V118L62 117V118H60V119H62V120H59L60 122H62V124L59 122V121H57L58 122V124L56 123V122H54V121H56L55 119L53 120ZM57 114V115H56ZM73 114H75V115H73ZM90 114H88V116H90ZM116 114V113H115ZM56 115V116H55ZM60 115V117H58ZM73 115V116H72ZM86 115V114H85ZM110 115V116H109ZM31 116V115H30ZM109 116V117H108ZM117 116V115H116ZM116 116H114V118H116ZM125 116V117H124ZM142 116V117H141ZM6 117V118H5ZM38 117V118H37ZM35 118H37V120L35 119ZM45 118V119H44ZM69 118V117H68ZM68 118H65L66 119V121L68 120ZM78 118H80V119H78ZM158 118H159V121H158ZM27 119V120H26ZM29 119V120H28ZM35 119V120H34ZM88 119H87V121H88ZM143 119V120H142ZM4 120H6V121H4ZM16 120V121H15ZM40 120V121H39ZM47 120H49L48 122H51V120H52V122L49 124V126L47 125ZM70 120V119H69ZM69 120H68V123H69ZM72 120H70L71 122H72ZM146 120V121H145ZM23 120H21V122H24ZM35 121V122H34ZM46 121V122H45ZM83 121V122H84ZM139 121V122H138ZM145 121V122H144ZM157 121V126H155L156 124H155V122ZM32 122V123H31ZM56 123L55 125H53L52 123ZM65 122V121H64ZM74 122H72V124H74ZM86 122V121H85ZM96 122H97V124H96ZM99 122V123H98ZM2 122H0V124H1ZM10 123V124H9ZM15 123H17V124H15ZM34 123H35V125H34ZM44 123V124H43ZM66 124H67V122H65ZM103 124V125H100L99 126V124ZM152 123V124H151ZM162 123V124H161ZM38 124V125H37ZM54 126V128H52V125ZM119 124V125H118ZM153 124H155V125H153ZM13 125H16V127H18V125L20 126L19 127V129L17 130V128L16 129H14V127L15 126H13ZM37 125V126H36ZM41 125V126H40ZM45 125H47L48 127H50L51 126V129H52V131L53 132H55V131H58L59 132V129H57V128H60V132H61V130H63V128L65 127V128H67V131H71V132H68V133H71L72 134V132H73V134H75L76 133V135L78 134V130H77V128H79L80 127V129H82V128H85L86 130H84V131H90L91 132V134H88L89 136V138L87 139V140H91L90 142H86L87 140L85 139V142L86 143H88V147H89V149L88 150H86V151H89V150H92L91 152L89 151V152H85V151H82L83 150V147L81 146L80 148H82V150L81 149H78L79 148V145H82V143H85L84 141H81V139H75V141L77 140V142L78 141H80L81 143H79V145L74 141V140H70V138L68 137V141L70 140V142L72 141V142H75L74 144H72V143H70L71 144V146H74V148H75V146H76V148L78 149L77 150V152L79 151V153H77V154H79L78 156H79V162H78V157H77V155L75 156V157H73V155H74V153L72 154V157H69L68 155L70 154H67V153H64L63 155H61L60 154V151H59V149L57 150V151H59L58 153H57V151H56V149L59 147V146H57V143L55 144V142H54V140H56L58 137H60V136H58L59 134H57V135H55L51 130H49L51 133H53V138L56 136L57 138L55 139L54 138V140L53 139H51L52 138V136L50 135V138H48L47 140H45L46 139V135L48 134H50V132L49 131H47V130H45V129H48V127L46 128V126ZM59 125V127H57V126ZM98 125V126H97ZM40 126V127H39ZM43 126L45 127V129H44V131H45V133H47V132H49V133H47L46 135H45V133H44V131H42L43 130ZM55 126L57 127V128H55ZM106 128H105V127ZM119 126V127H118ZM4 127V128H3ZM23 127V128H22ZM114 127V128H113ZM37 128V129H36ZM41 128V129H40ZM100 128H98V129H100ZM127 128H129V127H127ZM8 129V130H7ZM11 129H14V130H11ZM22 129H24L23 131H24V134L26 133V135L27 134H29V137L28 136H22L23 135V132L22 133H20V131H22ZM33 129V130H32ZM39 129V130H38ZM50 129V128H49ZM56 129V130H55ZM80 129H79V131H80ZM93 129V128H92ZM131 128H129V130H130ZM154 129V128H153ZM25 130H26V132H25ZM65 130L66 129H64L62 132L66 135V133H65ZM72 130H74V131H76L77 130V132H74V131H72ZM120 130V129H119ZM19 131V132H18ZM31 132V137L33 138L34 136H36L38 133V137L41 139V137L43 138V137H45V139H43V141L42 140H39V138H37L36 137V139H34L33 138V141L35 140H38V141H40L39 143L41 144V141L42 142H45V141H48L49 139V141H50V143H51V140H53V143H54V146H52L51 144H53V143H49V141H48V143L47 142H45L46 144H48V147L46 148L45 146H47L45 143H42L43 145H45V146H43L42 144H41V146L40 145H38V141H36V143H35V141H34V143L33 144H37L38 145V147H36L35 148V146H37V145H33V144H31V145H33L32 146V148H33V150L35 151V153H34V151L32 150L31 151V145H30V147L27 145V147H26V144H28V143H31V142H33L32 141V139L30 138V133L29 132ZM33 131V132H32ZM39 131V132H38ZM40 131H42L41 133H40ZM47 131V132H46ZM102 131V130H101ZM136 131V130H135ZM192 131V130H191ZM62 132H61V134L60 135H62ZM88 132H82V133H88ZM89 132V133H90ZM194 131H192V133H193ZM200 132V134L197 136V138H196V134L197 133H199ZM199 132H197V133H194V136H195V139L196 140H194V141H199V143L201 142L200 140H201V138L202 137H205V138H203L202 140H203V142H201V143H203L204 144V139H206L207 138V140H209L210 138H208V137H206V136H208V135H210L211 136V134L213 133L212 131H205V132H201V131H199ZM212 132V133H211ZM2 133H4V136H5V140H4V142H3V139L1 138V136H2ZM33 133H36V135H34ZM55 133H57V132H55ZM67 133V134H68ZM102 133V132H101ZM104 133V134H105ZM191 133V134H192ZM12 134V135H11ZM18 134H19V138L18 139H16L17 141L20 139V138H22V139H24L23 137H28L29 138V140L28 139H26L25 138V145H24V142H22L21 140V144L19 145V144H17V141L13 138V137H15V138H17L16 136H18ZM22 134V135H21ZM44 134V136H42ZM64 134L62 135V136H64ZM70 134V135H71ZM72 134V135H73ZM79 134H80V132H79ZM186 135H188V136H192V135H190V133L188 132V133H185ZM12 136V138L11 137H8V136ZM21 135V136H20ZM32 135H34V136H32ZM47 135V136H48ZM75 136V135H74ZM91 136H92V138H91ZM3 137V136H2ZM65 137V136H64ZM73 137V136H72ZM81 137V136H80ZM198 137L200 138L199 140H198ZM6 138H8V140L11 138V139H13L12 140V142H11V139H10V143L8 142V140L6 139ZM30 139H31V142H30ZM14 140H15V143H14ZM28 140V141H27ZM45 140V141H44ZM96 140V141H95ZM98 140V141H97ZM207 140L205 141V143L209 146L210 145V149H213L212 147H211V144H212V146H215V145H217V140H214V141H212V142H210L211 144H208L207 143ZM58 141V140H57ZM60 141V140H59ZM5 142H8L9 143V145H8V143H5ZM28 142V143H27ZM11 143H12V145H11ZM93 144L94 145V143H95V145L94 146H96V148H94L93 146V148H94V151H93V149H92V147L90 148V144ZM96 143H97V145H96ZM99 143V144H98ZM145 142H142V146H144L145 144H144ZM201 143L199 144V145H201ZM214 143V144H213ZM0 144V145H1ZM5 144H6V146H5ZM14 144H15V146L17 147V148H20V150L19 149H17V148H15V146H14ZM22 144L25 146V147H23V148H25V149H23V150H26L27 151V153L29 154V153H31V152H33L32 154H31V156H30V158H29V155H27V153H26V156H27V159H26V156H25V158H24V155H25V151L23 152V150L21 149L22 148ZM50 144V145H49ZM195 144H196V142H195ZM201 145V151L203 152V151H207V149H209L208 148V146L206 145ZM12 147H11V146ZM18 145V146H17ZM55 145L57 146L56 148H55ZM84 145V144H83ZM153 145V144H152ZM13 146H14V148H13ZM45 147L44 148V150L42 151V149H40V148H43V147ZM50 146H52V147H50ZM196 146H198V145H196ZM50 147V148H49ZM55 148V151H56V154L54 153L55 151H54V148ZM134 147V148H133ZM147 147V146H146ZM149 147V146H148ZM202 147H205V148H202ZM206 147H207V149H206ZM6 148H7V150H6ZM12 148V150H10ZM27 148V149H26ZM49 148V149H48ZM53 149V151H52V149ZM3 149V150H2ZM18 150L19 152H20V155L19 156H21V157H19L18 156V154H19V152H18V154H16L17 156H18V158L19 159H16L17 157H16V155H15V153H16V151L15 150ZM28 149H30L29 151H28ZM38 151H37V150ZM46 149H48L47 151H49V150H51V151H49V153L48 152H46V153H44L45 151H46ZM84 149H85V146H84ZM86 149H87V146H86ZM99 149H101L100 150V152H99ZM142 149V150H141ZM197 149H199V148H197ZM204 149V150H203ZM61 150V149H60ZM82 152H85L84 153V155H83V153H81V151ZM3 151V152H2ZM7 151V152H6ZM13 151L15 152V153H13ZM42 151V152H41ZM208 151H210V150H208ZM5 152H6V154H5ZM38 152H40V153H38ZM61 152H63V150H61ZM21 153L23 154V155H21ZM42 153H44V155L46 156L47 154H51V156L50 155H47L48 157H50V159L48 158V157H45L44 155H43V162H45V160H46V162L45 163H47V161L48 160H50V161H52V162H48L47 163V165L44 163L43 164V162L40 160V159H34L35 157L34 156H36L37 154H39V156H36V158H42ZM81 153V154H80ZM89 154V156H85V154ZM104 153H106L105 155L108 157H105L104 158ZM110 153V152H109ZM108 153V154H109ZM134 153V154H133ZM40 154H41V156H40ZM53 154H55L54 156H53ZM58 154H60V156L58 155ZM87 154V155H88ZM90 154H91V156L92 155H94V157H96V159L95 158H93L92 157V159H90L91 157H90ZM129 154H130V156H129ZM9 155V156H8ZM12 155H15V157L16 158H13V156ZM67 155V156H66ZM71 155V154H70ZM80 155H81V158L82 159H84V160H82L81 158H80ZM98 155H99V157H98ZM61 156H65L64 158L63 157H61ZM7 157H11L10 159L9 158H7ZM23 157V158H22ZM32 157V158H31ZM51 157H53V159L51 158ZM55 157H56V159L57 158H59V159H55ZM61 157V158H60ZM67 157L68 158H71L70 159V161H72V162H74V161H77V163L75 162L74 164L73 163H68L69 162V159L67 160L68 162H65L66 161V159H67ZM97 157L99 158V162H98V159H97ZM46 158V159H45ZM66 158V159H65ZM74 158V160H72ZM89 159V160H91V162H92V160H93V162L95 161H97V163L100 165L101 163H102V165H101V168L104 166V168H100L99 167V165L97 164L96 165V163H94V165H95V167H94V165H93V167L94 168H92V165H91V163H90V161H88L87 159ZM104 158V159H103ZM107 158V159H106ZM138 158V157H137ZM13 159H15L17 162H15V160H13ZM26 159V160H25ZM28 159H30V160H28ZM48 159V160H47ZM52 159V160H51ZM54 159H55V161H54ZM62 161H61V160ZM64 159H65V161H64ZM77 159V160H76ZM95 159V160H94ZM103 159V160H102ZM109 159V160H108ZM28 160V161H27ZM35 160V161H34ZM38 160L40 161V163H42V165H45V167H43L41 164H40V166H42V167H40L41 169H43V170H41V172L43 171V172H45L44 173V177H46L45 176V174H46V172H47V174L49 173V172H51V173H54L55 172V174H51L52 175V177H51V175L49 176V178H48V176H47V178L49 179L48 180V182H49V184H46V185H48V186H46V188L45 189H47V187H49L50 186V183H51V185H52V187H53V184L52 183H54V185H55V188H54V190L53 189H51V187H49L48 188V190H47V192H49V190L51 191V195L49 194V196H48V193H46L45 191V189H44V187L42 186L43 185V183L45 184L46 182H44V180H43V183H42V185H40V186H42V187H40L39 185H37L36 186V188H35V186L34 185H36V183H40L41 184V182L42 181H40L41 179H45V178H40L39 179V181L37 180V178L36 177H38L39 178V175H41L40 174V168L39 167H37V163H39L38 162ZM58 160H60V162L62 163V162H65L64 164H68V166H70V167H67V166H64L65 168H66V170H65V168L63 169V171H65V172H67L68 173V169L70 170L71 169V171H69V173H70V176H64L65 175V173L64 172H61V174H60V170L58 171L57 169H61L62 170V168H61V166H59V168L58 167H56V166H58L57 164V162L56 161H58ZM82 160V161H81ZM88 161L89 162V165H88V163L87 164H85L86 163V161ZM100 160H102L101 161V163H100ZM115 160V161H114ZM139 160V159H138ZM14 161V162H13ZM21 161L23 162V161H26V162H23L22 164H21ZM31 161V162H30ZM32 161H34L35 163H33ZM53 161L54 162H56V164L54 165V167H53V165H51L50 163H53ZM143 161H144V159H143ZM147 161V160H146ZM6 162V163H5ZM82 162H84V163H82ZM24 163H26V164H30V165H24ZM61 163H60V165H61ZM79 163L80 164H82L81 166L79 165ZM103 163H104V165H103ZM32 164V165H31ZM34 164H36V165H34ZM69 164H73V167L71 166V165H69ZM75 164H78L79 166H80V169H82L83 171H84V174L86 173V171L87 170H89L87 173H86V176H85V178L84 177H81V176H84L83 175V173L80 175V173L81 172H83V171H81L80 169H79V167H76L75 166ZM84 164H85V166H89L88 168L87 167H85L84 166ZM52 166V169L54 168V172H52V169L50 170L49 169V172H48V167L49 168H51V166ZM111 165V166H110ZM127 165H125V166H127ZM26 166V168H23V167H25ZM35 168H33V167ZM38 166H39V164H38ZM62 166V167H63ZM75 166V167H74ZM116 166H118V167H116ZM127 166V167H128ZM20 167V166H19ZM28 167H29V169H28ZM30 167H32V169L33 170H35L33 173L35 174V175H29V180L28 181H30V179H31V183L28 185V183H27V181H25V180H27V176H26V174L29 172V173H31L30 171L32 170ZM57 169H56V168ZM82 167V168H81ZM39 168V169H38ZM44 168H45V170H44ZM72 168H77L78 170H73ZM84 168V169H83ZM87 168V169H86ZM91 168L92 169H94L95 171H91ZM95 168H100V169H95ZM113 168V169H114ZM31 169V170H30ZM36 169H38V170H36ZM46 169H47V171H46ZM108 168H106L105 169V171L107 170ZM110 169V168H109ZM112 168L110 169L111 171L113 170ZM114 169V171L115 172H110V170H107L106 172H107V174L108 175H111V174H113V175H111L112 177H109L110 179H112V178H115L116 176V174L117 173H120L121 171H118V170H115ZM23 170V171H22ZM29 170V171H28ZM32 170V171H33ZM86 170V171H85ZM72 171H74V172H76V173H72ZM77 171H79V172H77ZM98 171V172H97ZM110 172V174H109V172ZM116 171H118L117 173H116ZM199 171V170H198ZM13 172V173H14ZM35 172H37V173H35ZM89 172H92L91 174L89 173ZM101 172V173H100ZM128 172L129 171H127V174H128ZM15 173H14V175H15ZM28 173V174H29ZM32 173V174H33ZM56 173H58V174H56ZM69 173L68 174H66V175H69ZM122 173V175L123 174H125V172L123 173V171L121 172ZM133 173V172H132ZM64 174V175H63ZM74 174V175H73ZM77 174L79 175V177H75V176H77ZM90 174V175H89ZM97 174H99L98 176H97ZM105 174V173H104ZM103 175V177H104V179L106 178L105 176H107L108 177V175ZM17 175H15V176H17ZM37 175V176H36ZM56 175L58 176V177H56ZM60 175L62 176V177H60ZM89 175V176H88ZM119 174H117V176H118ZM122 175L120 176H118L119 177V179H120V177L122 178ZM53 176H55L56 178H59L60 177V179L61 178H63V176H64V179H66L65 181H64V179H61L62 181H63V183H62V186L63 187H61V186H59L58 185V182H59V179H55V180H58V182H57V184H55V182H54V180H52L53 179ZM74 176V177H73ZM88 176V177H87ZM95 176H97V177H95ZM114 176V177H113ZM123 176H126V177H124L123 179H127V175H123ZM24 177H25V179H24ZM35 177V178H34ZM40 177H42V175L40 176ZM51 177V178H50ZM69 177H70V180H68L69 179ZM97 179V182H96V179ZM117 177V178H118ZM47 178H46V180H47ZM72 178H73V180H72ZM77 178V179H76ZM79 178V179H78ZM82 178V179H81ZM93 178L95 179V180H93ZM137 178H139V177H137ZM148 178V177H147ZM151 178V177H150ZM33 179H36L37 180V182L35 181V183H34V180ZM92 179V180H91ZM100 180V182H99V180ZM119 179H114L113 180V182H119L120 180ZM153 179V178H152ZM165 178H161V180H164ZM13 180V182H15ZM45 180V181H46ZM72 180V181H71ZM107 180H109L108 178H107ZM106 179H105V181H107ZM119 180V181H118ZM149 180H151V179H149ZM154 180V179H153ZM152 180V181H153ZM3 181H0V182H3ZM53 181V182H52ZM61 181V182H62ZM71 181V182H70ZM93 183H92V182ZM104 180H103V182L102 183H104L105 182ZM112 181V180H111ZM166 181H168L167 179H166ZM3 182V183H4ZM69 182V183H68ZM95 182V183H94ZM148 182V181H147ZM154 182V181H153ZM32 183H34V185L32 184ZM65 183H68V184H65ZM97 183V185L99 184V186H97V185H95ZM15 184V185H14ZM63 184H65V185H63ZM2 185V186H1ZM16 185H18V187L16 186ZM30 185H32L33 187H31ZM70 185V184H69ZM77 185V186H76ZM161 185V184H160ZM8 186H10V187H8ZM56 186H58L57 188H56ZM71 186V185H70ZM69 186V187H70ZM79 186H80V184H79ZM78 186V187H79ZM136 185H134V187H135ZM6 188V189H4V188ZM11 187H15V192L18 194V193H20V191H22L21 193H26V194H19L20 195V197H21V199H23L24 197H22L23 195H25V197L29 200V199H31V201H33L32 203H30V202H28L29 204H30V206H29V204L27 203V204H25V203H23V202H20L19 200H18V196H17V194L15 195L14 193L13 194H11L12 193V188ZM30 187V188H29ZM37 187H39V188H42V189H44V190H42L41 192L42 193H44L45 192V194L44 195H47L48 197H49V199H54V201L53 202H55L56 201V204L58 205H56V204H54V203H52V201H51V205L52 206H54V205H56V206H54L55 207V210L59 207V210H54V207L53 208H50V209H53V210H50L51 211V213L49 212V209L47 208V207H50L51 205H49L48 206V204H49V199H46L47 197H44V195L43 194H40L39 192H37ZM96 187V188H95ZM145 187H147V185L145 186ZM3 188V189H2ZM8 188H9V190H8ZM10 188H11V190H10ZM16 188H18L17 190H16ZM26 188H28L29 189V191H28V189H26ZM36 190H35V189ZM71 189H72V187H70ZM92 188V189H91ZM94 188V189H93ZM100 188V189H99ZM101 188H103V190L101 189ZM149 188H150V190H152L151 188V186L150 187H147V190L149 191ZM23 189H24V191H23ZM26 189V190H25ZM33 189V192L31 191ZM146 189V188H145ZM18 190H20V191H18ZM38 190H40V189H38ZM63 191H65V189H62ZM101 190V191H100ZM18 191V192H17ZM74 191V192H75ZM93 191V192H92ZM9 192H11L10 194L12 195V196H14V197H16L15 199H17V201H19L21 204L23 203L24 205V207H22L23 209H21L20 208V206H22L19 202V205H17L18 203H16V201H15V199H14V201H13V197L11 196V198H9L10 200H12L13 202H15V203H10L11 201H8L7 199L8 198H6V197H9L10 196V194H9ZM29 192L33 195V196H35V197H32V195L30 196L29 195ZM39 193V194H37V193ZM56 192H58V191H56ZM87 192V193H88ZM102 192V193H101ZM129 191H127V193H128ZM153 192V191H152ZM152 192H147V193H150V194H153ZM28 193V194H27ZM76 193V192H75ZM131 193V192H130ZM189 192L187 191V193H186V190H185V194L187 195ZM77 195H79L80 193L77 191V193H76ZM102 194V195H101ZM189 194H191V193H189ZM9 195V196H8ZM39 195V196H38ZM40 195L42 196V199H43V197H44V200H48V201H42V199H41V197H40ZM91 195V194H90ZM95 195V196H96ZM154 195H155V193H154ZM29 196H30V198H29ZM64 196V195H63ZM94 196V195H93ZM148 196L150 197V195L148 194ZM19 197V198H20ZM5 198V199H4ZM61 198H63L62 200H60L61 201V203L63 204H61L60 202L59 203H57L58 201H59V199H61ZM65 198H67V194H65ZM115 198V197H114ZM25 199V198H24ZM26 199V200H27ZM39 199H41V200H39ZM69 199H71V198H69ZM118 199V197H116V199L114 200H112V199H109V200H107L106 201V203H108L109 202V204H108V207H109V205H110V208H116L115 207V205H113L114 203H111L112 201H118L117 200ZM5 200V201H4ZM7 200V201H6ZM64 200H66V204H65V201ZM207 202H206V201ZM204 201L206 202V204H207V206H209V205H212V207H213V203L214 202H211L210 203V201L209 200H207V199H205ZM25 201V200H24ZM63 201H64V203H63ZM203 201V202H204ZM4 202H7V204H5L4 206L6 207V206H8V208L11 206V208L13 207L14 208V206H15V208L13 209L14 210V212H12V210H11V208H5V207H3V205L2 204H4ZM10 204H9V203ZM41 202H45L46 204H47V206H46V204H44L45 206H46V208H47V210L45 209V207H42L43 206V204L41 203ZM216 202L217 201H215V203H214V208H216V205H218V204H216ZM156 203V202H155ZM210 203V204H209ZM223 204V203H225V202H220L219 201V204ZM10 206H9V205ZM15 204V205H14ZM32 204V205H31ZM42 204V205H41ZM117 204V203H116ZM216 204V205H215ZM227 205H228V203H226ZM225 204V205H226ZM16 205H17V207H19V209L16 207ZM28 205V206H27ZM61 205V206H60ZM117 205H119V204H117ZM224 204L223 205H221V207H219V206H217V207H219L220 209H218V208H216V209H218V210H220L219 212L220 213H226L227 214V211L225 210V208L226 207H228L229 209H232V211H229V213L230 212H232L231 214H232V216H234L235 214L237 215V214H241V213H238L236 210V213H234L235 211L233 210V208L234 207H232V205H230V207H229V205L228 206H225ZM26 206V207H25ZM41 206V208H39ZM112 206V207H111ZM206 206V205H205ZM102 207H103V205H102ZM106 207H107V205H106ZM202 207H204V203H203V206ZM4 208V209H3ZM15 209L17 210V211H15ZM40 209H41V211L43 212V213H39L40 212ZM43 209H45L44 211H45V213H48V215L46 214V215H44V211H43ZM188 209V208H187ZM204 209H208V208H206V207H204ZM222 209L224 210V211H222ZM227 209V208H226ZM5 210V211H4ZM10 210V211H9ZM64 210V209H63ZM63 210H61V212L63 211ZM189 210V209H188ZM3 211V212H2ZM46 211H48V212H46ZM56 213H55V212ZM192 211V210H191ZM234 211V212H233ZM183 212H186V210H184ZM205 212H206V210H205ZM208 212H210V210L209 211H207V213ZM54 213V214H53ZM63 213V212H62ZM187 213V212H186ZM189 213V214H188ZM188 213L186 214V215H188L187 216V218L189 217V218H191V217H193V216H195V218L197 219V215L199 214V215H201L200 214V212H198V213H195V211H192V212H189L188 211ZM195 213V214H194ZM206 213V215H209V213L207 214ZM229 213L227 214V216L229 215ZM234 213V214H233ZM44 215V217L42 216V218L41 217H39L40 215ZM191 214V215H190ZM230 214V215H231ZM52 215V216H51ZM68 215V214H67ZM67 215H65V216H67ZM204 217H205V215L204 214H202ZM213 215V214H212ZM212 215H210L211 216V219H213L214 218V220H215V218H216V216H213V218H212ZM235 215V216H236ZM17 216V217H16ZM19 216V217H18ZM59 217L58 219H57V217ZM191 216V217H190ZM210 216H207L208 217V219L210 218ZM240 216L241 215H239L238 216V218H240ZM41 218V222L40 223H38L39 222V218ZM186 217V216H185ZM204 217H200L199 216V218H201V220L200 221H202V219L204 218ZM207 217H205V219L204 220H206V221H204L206 224H204L203 223V221H202V223H199L200 221L198 220H196V224L197 223H199L200 224V227L201 226H207V224H208V229H209V226L210 227H212V225H213V223L212 222H214V224H217L216 226L215 225H213V227L211 228V229H209V231L207 230L206 232H213L214 230V228L215 227H217V228H215V230L217 229H219L220 227H221V223L223 222H220L221 221V219H219V218H216L217 220H215V221H213V220H211V219H207ZM243 217V216H242ZM12 218V219H11ZM16 218H19V219H17L16 220ZM44 218V219H43ZM184 218V217H183ZM186 219V220H190L191 222H193L192 220H193V218H191V219ZM51 219V220H50ZM181 220H182V218H180ZM224 219V218H223ZM20 220V221H19ZM43 220V221H42ZM50 220V221H49ZM89 221H91V220H89ZM195 221V220H194ZM210 221H212L211 222V224H209L210 223ZM217 221H219V222H217ZM225 222L224 223H222V224H224V226L223 227H228V228H230L232 231H234V228L236 227V225L234 226H231V225H229V223H228V225L230 226H225V224H227L226 223V220H224ZM26 222V223H25ZM48 222V223H47ZM53 222H55V223H53ZM57 222V223H56ZM146 223H147V225H148V223L150 224V222H151V220H146L145 221ZM173 222V221H172ZM177 222H178V220H177ZM183 222V220L180 222V223H182ZM184 222H185V220H184ZM188 222V221H187ZM217 222V223H216ZM51 223H52V225H51ZM67 223L70 225V224H72L71 226H69L68 225V227L69 228H71V229H67ZM101 223V222H100ZM152 223V222H151ZM164 223V222H163ZM186 223V222H185ZM189 223V222H188ZM218 223H219V225H218ZM15 224V225H14ZM51 226H50V225ZM57 224V225H56ZM62 224V225H63ZM84 224V225H83ZM162 224V223H161ZM161 224H160V226H161ZM176 224V223H175ZM175 224H173V223H171V226L172 227H170V225H169V227H170V230H168L167 232H166V235H169V234H167V233H171V234H174V233H172L171 231H173L174 229H175ZM187 224V223H186ZM190 224V226H191V223H189ZM193 224H195L194 222H193ZM196 224L195 225H193V226H191V228L193 229H195L196 228ZM199 224H197V227H198V225ZM203 224V225H202ZM56 225V226H55ZM146 225V226H147ZM174 225V226H173ZM50 226V227H49ZM85 226V227H84ZM104 226V225H103ZM113 226V227H112ZM146 226H145V228H146ZM159 226V230L161 231V228L163 227V224H162V227H160ZM165 226H167L168 227V225H166L165 224ZM189 226V225H188ZM189 226V227H190ZM52 227H55L54 229H53V231H54V233H53V231H52ZM62 227V226H61ZM61 227H59V228H61ZM80 227H81V225H80ZM117 229H116V228ZM152 227H155L154 225L152 226ZM222 227V228H223ZM243 227V226H242ZM49 228V229H48ZM73 228V229H72ZM96 229H97V227H95ZM109 228H111L110 229V231H109ZM119 228V229H118ZM145 228H144V230H145ZM190 228V229H191ZM205 228V227H204ZM203 228V230H205ZM207 228V227H206ZM227 228V229H228ZM233 228V229H232ZM244 228V227H243ZM247 228V227H246ZM246 228H244V230H243V233H245L244 234V237H245V239H248L247 237H257L256 235H255V233H254V230H257L258 228H257V226H251V228L249 229L248 228V231H246L247 229ZM62 229L63 228H61L60 230L62 231ZM77 229V230H76ZM78 229H80V230H78ZM169 229V228H168ZM171 229H173V230H171ZM202 229V228H201ZM199 230V228L197 229V230H199V231H203V230ZM229 229V230H230ZM76 230V231H75ZM105 230V229H104ZM139 230V231H138ZM158 230V231H159ZM210 230H213V231H210ZM238 230V229H237ZM240 230V229H239ZM31 231V232H30ZM67 231H69V232H67ZM80 231V232H79ZM88 231V230H87ZM117 231V232H116ZM121 231V232H120ZM136 231H138L137 233H135L134 234V236L136 237H133L132 235H133V233L134 232H136ZM147 231V230H146ZM157 231V232H158ZM194 231V230H193ZM195 231H196V229H195ZM194 231V232H195ZM198 231V232H199ZM34 232V233H33ZM85 232V233H84ZM102 232V233H101ZM112 232V233H111ZM230 232V231H229ZM246 232H248L247 233V235H246ZM38 233V234H37ZM63 233V235L65 236H63V235H61ZM76 233V234H75ZM111 235H110V234ZM117 233H120V234H117ZM122 233H124L123 234V236L124 237H122ZM155 233V232H154ZM154 233H152V235L154 234ZM197 233V232H196ZM208 233H207V235H208ZM214 233V232H213ZM212 233V235H214ZM34 234V235H33ZM47 234H48V238H53L52 239V241H50V242H48L49 240H48V238H46L47 237ZM67 234V235H66ZM71 234V235H70ZM104 234V235H103ZM127 234H129V235H127ZM136 234H139V237H138V235L136 236ZM161 236H164V237H166V235H164V234H161V233H159ZM193 234V233H192ZM191 234V235H192ZM206 234V233H205ZM30 235V236H29ZM39 235V236H38ZM55 235H58V236H56L55 237ZM69 235L73 238V236L75 237L74 238V240H72L71 238H69ZM81 235H82V237H81ZM103 237H102V236ZM126 235V236H125ZM197 235H199V233L198 234H195L194 236H195V238L194 239H196L198 236ZM201 235V234H200ZM200 235H199V237H200ZM42 236V237H41ZM50 236V237H49ZM61 236V237H60ZM67 236H68V238H67ZM121 236V237H120ZM131 236V237H130ZM155 236H156V233H155ZM190 236V235H189ZM209 236H210V233H209ZM98 237H102V238H104L103 239V241L101 240V239H99ZM117 237V238H116ZM133 237V238H132ZM170 237H173V235H170V236H168L167 238H170ZM240 237V238H239ZM239 237H237L236 236V238H233V236H232V238L233 239H231L232 240V242H236V246H237V244L238 243H240L239 241L243 238V236L241 237V236H239ZM35 238V239H34ZM61 238V239H60ZM77 238V239H76ZM87 239L88 241H90V242H88V245H89V247H87V246H84V247H82V249H80V246H82L83 245V241H84V239ZM126 238H129L128 239V242L126 241V239L124 240V239ZM154 238H156V237H154ZM188 239L190 238V237H187ZM191 238L193 239V237L191 236ZM191 238L189 239V240H191ZM45 239H46V241H45ZM75 239H76V241H75ZM244 239V238H243ZM241 240V243L244 241V240ZM58 240V241H57ZM101 240V241H100ZM154 240V239H153ZM137 241V240H136ZM169 241H170V239H169ZM168 241V242H169ZM53 242V243H52ZM172 242V241H171ZM171 242H169V243H171ZM254 242H256V241H254ZM261 244H259L258 242H256V243H258V245L260 246H262L263 244H264V234H262V236H261ZM66 243H69L68 244V246H71L70 244L72 243V246H74L72 249V252H70V247H68L66 250L67 251H63V250H65L64 249V245ZM94 243V244H93ZM105 243V242H104ZM132 243V242H131ZM137 243V242H136ZM169 243H163V245H166V246H170L171 244H169ZM63 244V245H62ZM233 244V243H232ZM57 245H59V246H57ZM99 245H101V247H103V245L105 246V245H107V246H105V247H103V249H105V251L104 252H101L102 254H103V256H102V254H100V251H103V250H100V251H98V247H100ZM132 244H130L129 245V247L127 248L128 250H129V248H130V246H131ZM135 246H137V247H140V245H136V244H134ZM234 245V244H233ZM57 246V247H56ZM60 246H62V247H60ZM64 246V247H63ZM67 246V245H66ZM85 247H87L86 249H87V251H85L84 252V250H83V248H85ZM95 247H97V250H95ZM137 247H134L133 245H132V247H131V249L130 250H132L133 251V249L132 248H134V250H135V248L137 249V253H139L141 250L140 249H138ZM161 247H162V245H161ZM163 247H165V246H163ZM66 248V247H65ZM76 248H77V252L75 253V252H73L74 251V249L76 250ZM160 248V247H159ZM78 249H79V251H78ZM85 249V250H86ZM92 249V250H91ZM98 251L99 252V254H96L95 253V251ZM99 249H101V248H99ZM164 249H166V248H164ZM160 250V249H158V250H160L159 251V253L161 252V251H166V250ZM184 249V248H183ZM129 250V251H130ZM158 250H157V252H158ZM264 250V249H263ZM81 251H83L84 253H82ZM185 251H187V250H184V252ZM252 251V252H251ZM250 251V253H249V255H248V258H246L245 260H244V262L242 261V262H240L241 264L243 263V264H264V257H262V256H264V254L262 253V251L260 250V249H258L257 247L255 248L254 247V249H252ZM79 252H81L82 253V255L79 253ZM97 252V253H98ZM136 252H134L133 251V253H136ZM156 252V254L154 253L153 255H157L158 253ZM180 252V251H179ZM190 252V251H189ZM132 252H130V254H131ZM133 253H132V255H133ZM136 253V254H137ZM196 253H197V251L194 253L195 255H196ZM77 254V255H76ZM78 254H80L81 256H79ZM114 253L112 252V255H113ZM161 254H163L162 252H161ZM178 254V253H177ZM98 255H99V257H98ZM119 256V255H117L116 253L113 255V258H116V256ZM164 255V254H163ZM174 255H175V252H172V254H171V257L173 258L174 257ZM115 256V257H114ZM152 256V254L150 255V258H149V263H151L152 261H151V257ZM158 256H159V254H158ZM158 256H156V257H158ZM197 256V255H196ZM146 257V256H145ZM144 257V255H143V260L145 261V262H143L142 261V259H141V261L140 260H138V261H140L139 263L140 264H147L146 263V260L148 261V258L147 259H144L145 258ZM156 257L154 256L153 258H154V260L156 261ZM160 257V258H159ZM158 258H157V260L159 261V260H162V261H160V263L161 264H163L164 262L165 263H171V264H176V263H178V261H180V258H177L176 257V255H175V257L177 258V259H179L177 262H175V261H173V260H175L176 258H174L173 260H172V262H170V258H168V259H165V257H163L162 255H160ZM108 258V259H109ZM120 258V256L117 258V259H119ZM164 259V260H163ZM120 260V259H119ZM166 260H167V262H166ZM118 261V260H117ZM121 261V260H120ZM164 261V262H163ZM219 261V260H218ZM163 262V263H162ZM183 262V261H182ZM181 262V263H182ZM138 263V264H139ZM148 263V264H149ZM153 263H157V264H159V262H152V264ZM164 263V264H165ZM167 263V264H168ZM180 263V264H181ZM184 263V262H183ZM217 263H219V262H217ZM135 264H136V262H135ZM214 264H216V263H214ZM231 264H236L235 262H231ZM237 264H239V263H237Z\"/></svg>",
    "mask_w": 264,
    "mask_h": 264
},
{
    "label": "water",
    "instance_id": "3",
    "mask_svg": "<svg viewBox=\"0 0 264 264\" xmlns=\"http://www.w3.org/2000/svg\"><path fill=\"white\" fill-rule=\"evenodd\" d=\"M177 1H178V0H177ZM179 1L182 2V3H183V2H186V3H189V4H190L192 1H196V0H179ZM196 2H197V1H196ZM197 3H198V2H197Z\"/></svg>",
    "mask_w": 264,
    "mask_h": 264
}]
</instances>
